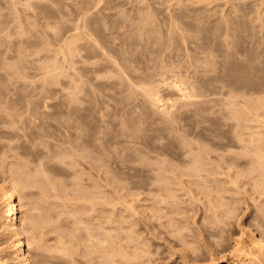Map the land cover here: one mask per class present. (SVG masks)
<instances>
[{
	"label": "rangeland",
	"instance_id": "rangeland-1",
	"mask_svg": "<svg viewBox=\"0 0 264 264\" xmlns=\"http://www.w3.org/2000/svg\"><path fill=\"white\" fill-rule=\"evenodd\" d=\"M0 11L1 13L4 12V13H0V33L3 31H5L2 35L3 36H0V38L2 37V41L0 40V43H2L0 45V53H1V57L4 59L6 54L9 56L11 55L9 58L11 59L12 56L14 58H12V60L10 61V59H8L6 56V58L8 59H5L6 61L8 62H12L14 59V62L20 60L18 57H16L17 55L22 58L23 55L27 56L26 59L25 56L24 59L26 60H23L24 64L23 67H22V71L27 70L29 68V72L33 69V74H29L28 70H27V74L26 75H21V76H16V77H19V80L17 78V80L15 79V77L12 78V76H9L6 74V69L0 65L1 67V72L3 71V68H4V71L2 72L3 74H1L0 72V76H1V82L3 80V83L0 84V89L3 90V92L0 91V99H2L3 103H4V106L7 108V111L8 109L9 112H11V108H13V114L15 116V119H17L19 116L18 115H22L20 116L21 118L20 119H17L19 125L17 122H13V123H9L7 126L5 125L3 128L0 127V130H1V134H0V147H3V148H0V177L2 176V178H0V180L2 181V179L4 180V178L7 180L9 179L8 181H10V177H12L13 175V170L16 165L18 167H20L21 169L25 168L26 165L24 162L26 161L27 164H30L29 166L27 165V168H25L24 170H28V171H32L31 170V166H34L37 162L39 161H43V159L46 157L48 158H53L51 159L52 160V163L54 164V161L55 163L56 162H60V164H54L55 166H57L58 169H54L53 167H55L54 165L52 166L53 169L50 171V174H53L51 175L52 177V180L53 181V186L51 187V190L50 188L46 190H44V193L43 191L39 190L38 191V188H35V190L39 193H36V191L33 189V188H29V194H24L22 191H18L17 192V195L18 197H16L17 201L19 203H21L20 205V208L19 209V213L18 215L21 216V215H25L27 217V219H29V217L31 219H33L36 223V226H35V230L37 232L40 231V234L43 235V240L42 242L45 243V241H47L45 244L43 243V247H46V248H43V247H38L37 244L35 245V243L30 246L29 248V255H31V257L29 256V260L31 261L30 264H54L53 262V259H54V255L58 254L61 249H57V248H60V238H62L64 241H66L67 239L70 240V237L74 234H76L77 232L80 233L82 231V228L85 226L89 227L94 233H98L97 236L104 241V239L107 241L106 243L109 244L110 243V240H109V237L106 235V233L110 230V232H112L114 235L115 240H116V243H115V247L114 246H110L108 247V250L103 251L104 254H107L108 251H111L112 248H122L124 247V249L129 252V255L128 257H132L131 261H134L136 263H139V264H187V263H190V264H202V262H204L203 264H209V262L207 263V259H200L199 261H196V262H192V261H188L187 263H185L186 261H184L182 263V261L184 260L183 257H181L179 255V251H178V248L179 246L177 244H175V242L173 243V232H171L170 234V227H169V219L168 216H172V215H175V216H179L181 215V213L179 214L177 211H180V212H183V211H192V209H194L196 207V205L200 204V200L196 197H193L192 198V195L190 193V189L192 190L191 192H198L200 191L202 188H204V186H202V184L200 185V183H202L206 178L208 179H213V180H217V181H228V180H231V179H239L240 180H246L248 178H251L253 175V173L250 172L249 169H253L254 173L257 172V166H256V162H257V157H256V154H257V150H258V145H259V142H258V139L256 140V138L259 137V128H260V122L258 120V114L260 112V108L257 107L258 106V103L260 101V93L258 94L257 91H254L252 90L251 88H249L248 86H246L244 83H241V82H238L237 80H235L233 78L232 75H229V76H226V77H223L222 76V72H221V62H223L224 60H227L229 58V56L231 55H227V53L225 54L224 52H227L228 50V45L227 43H225L226 40H229L231 41V44H230V47H231V50H232V55L235 57V59L237 60H241L243 61L244 59H246L248 57V55L250 54V52L253 50V49H257V47L260 48V42H259V39L257 37V35H255L253 33V29H251L252 27H249V26H245V27H239V28H234V29H227L225 25L224 27H220L218 28V25H223V24H220V21L223 23L225 21L224 16H228V11L230 9H233L234 10V6L236 7V4L237 5H240L242 6V4L245 3V5L247 4L248 6V9L249 8H255L256 10L259 9V8H263L262 6H264V4H262L261 2L264 1V0H244V1H239V0H209V2H206L205 3V6H204V3H196L194 2L193 0H0ZM17 1V3H16ZM228 1V2H227ZM230 1V2H229ZM234 1V2H233ZM238 3H237V2ZM247 1V2H246ZM256 5H254L255 3ZM261 1V2H259ZM10 2V3H8ZM13 2V3H12ZM31 4H30V3ZM189 2L191 4H189ZM193 2V3H192ZM227 2V4H225ZM236 2V3H235ZM139 3V4H138ZM177 3V4H176ZM179 3V4H178ZM196 3V5L194 4ZM209 3V4H207ZM253 3V4H252ZM260 3V4H258ZM7 4V5H6ZM157 6H156V5ZM160 4V5H159ZM194 4V5H193ZM203 4V5H202ZM208 6H207V5ZM252 4V5H250ZM6 5V6H5ZM15 5V6H14ZM44 5V7H43ZM99 5V6H98ZM180 5V6H179ZM185 5V6H184ZM225 5V6H224ZM262 5V6H260ZM11 6V7H9ZM18 6V7H17ZM47 6V7H46ZM229 6V7H228ZM257 6V8H256ZM3 7V8H2ZM91 7V8H90ZM142 7V8H141ZM167 7V8H166ZM193 7V8H192ZM195 7V9H194ZM204 7V8H203ZM220 7V8H219ZM224 7V9L222 8ZM232 7V8H231ZM7 8V9H6ZM17 8V9H16ZM47 8V9H46ZM138 8V9H137ZM150 8V9H149ZM152 8V9H151ZM2 9V10H1ZM57 11H56V10ZM175 9V10H173ZM185 11H184V10ZM197 9V10H196ZM223 9V10H222ZM4 10V11H3ZM17 10V11H16ZM98 10V11H97ZM168 10V12H167ZM192 10V11H191ZM200 10V11H199ZM216 10V12H215ZM218 10V11H217ZM12 11V12H11ZM42 11V12H41ZM51 11V12H50ZM122 11V12H121ZM129 11V12H128ZM171 11V12H170ZM191 11V13H190ZM220 11V12H219ZM222 11V12H221ZM225 11V13L223 12ZM92 12V13H90ZM120 12V13H119ZM146 12V13H145ZM13 13V14H11ZM35 15H34V14ZM38 13V14H37ZM43 15H42V14ZM125 13V14H124ZM129 13V14H128ZM144 13V14H143ZM156 15H155V14ZM172 15H171V14ZM179 13H184L185 15L187 16H179ZM223 14L220 15V14ZM255 14V12H253ZM7 14V15H6ZM15 14V15H14ZM118 14V15H117ZM146 14V15H145ZM148 14V15H147ZM169 14L171 16H169ZM176 14V15H175ZM178 14V15H177ZM189 14V15H188ZM207 14L210 16H207ZM3 15V16H2ZM29 15V16H28ZM142 17H140V16ZM207 16L208 19H209V22L210 23H213L212 25H214V28H213V32H216L215 34L217 35H213V32L211 31L210 33L208 32L207 34L208 35H205L206 37H198L197 39L195 38V41H198V42H192L191 40H189V37H192L194 36L195 34V31H194V26L192 25L191 23V20L193 18H201L203 16ZM215 15V16H214ZM13 16V17H12ZM15 16V17H14ZM35 16V17H34ZM45 16H46V19H45ZM151 16V17H150ZM156 16V17H155ZM170 19H169V17ZM195 16V17H194ZM197 16V17H196ZM220 16V17H219ZM11 17L12 20H10L9 18ZM37 17V18H36ZM84 17V18H83ZM102 17V18H100ZM140 19H139V18ZM150 17V18H149ZM190 17V19L188 18ZM193 17V18H192ZM223 17V18H222ZM17 18V19H16ZM50 18V20H49ZM83 18V19H81ZM88 18V19H87ZM129 18V19H128ZM132 18V20H131ZM155 18V19H154ZM188 19V20H185V19ZM4 19V20H3ZM19 19V20H18ZM52 19V20H51ZM85 19V20H84ZM94 19V20H93ZM146 20L147 22H145L144 20ZM151 21H149V20ZM151 19H154V20H151ZM164 19V20H163ZM169 19V20H168ZM182 19V20H181ZM184 19V20H183ZM216 19V20H215ZM224 19V20H223ZM3 20V21H1ZM34 20V21H33ZM49 22H48V21ZM82 20V21H81ZM105 20V21H103ZM110 20V21H109ZM113 20V21H112ZM129 20V21H128ZM139 20V21H138ZM157 20V21H156ZM162 20V21H161ZM167 20V21H166ZM174 20V22H173ZM175 20L176 22H178L180 20V23L178 22V24H176L175 28L178 27V25H181L179 26L177 29L173 28L174 27V24H175ZM15 21V22H14ZM17 21V22H16ZM32 21V22H31ZM78 21V22H77ZM85 21V22H84ZM96 21V22H95ZM105 23H103V22ZM136 21V22H135ZM154 21V22H153ZM171 21V22H170ZM57 22V23H56ZM64 22V23H63ZM123 22V24H122ZM125 22V23H124ZM135 24H134V23ZM145 22V23H144ZM170 22V23H169ZM183 22V23H182ZM259 22V21H258ZM257 22V24H258ZM10 23V24H9ZM16 23V24H15ZM20 25H19V24ZM66 23V24H65ZM72 23V24H71ZM109 23V24H108ZM139 23V24H138ZM148 24V25H144V24ZM149 23H153V24H149ZM173 23V24H171ZM186 23V24H185ZM15 24V25H14ZM18 24V25H17ZM51 24H53V26L51 27ZM59 24V25H58ZM68 24V25H67ZM75 24H77L76 26H74ZM85 24V26H84ZM95 24V25H94ZM121 26H120V25ZM142 24V25H141ZM167 26H165V25ZM172 25V27L168 30L169 26ZM7 25V26H6ZM90 25V28L88 27ZM130 25V26H129ZM136 25H140V26H136ZM15 27V29H13ZM31 26V27H30ZM48 26V27H47ZM50 26V27H49ZM78 26V27H77ZM113 26V27H112ZM135 26V27H134ZM146 26V27H144ZM148 26V27H147ZM163 26H165L163 28ZM185 26V27H184ZM187 26L189 28H187ZM2 27V29H1ZM10 27V28H9ZM12 27V28H11ZM30 27V29L28 28ZM66 27V28H64ZM75 27V30H73ZM82 27L86 28L82 30ZM96 27V28H94ZM111 27V28H110ZM120 27V28H119ZM122 27V28H121ZM130 27V28H129ZM144 27L143 30H140ZM59 28V29H58ZM116 28V29H115ZM147 28L149 29V31L147 30ZM156 28V29H155ZM159 28V29H158ZM166 28V29H165ZM180 28V29H179ZM188 32H191V33H188ZM225 28V29H224ZM22 29V30H21ZM45 29V30H44ZM48 29V30H47ZM55 29V30H54ZM62 29V30H61ZM73 31H72V30ZM80 29V30H79ZM90 29V32L89 30ZM107 29V30H106ZM136 29L137 31H142V35L140 34V40L139 38L136 39L138 37L139 34L136 33ZM146 29V30H145ZM154 29V30H152ZM224 29V30H223ZM251 29V30H249ZM14 30V31H12ZM34 30V31H33ZM60 30V32H59ZM72 31V34L73 32H79V33H85L81 36V34L79 35V33L77 34L76 33V38H79L77 42V39H76V42H75V39H72L75 37V34L73 35V37L71 36V31ZM88 30V31H87ZM100 30V31H99ZM116 30V31H115ZM131 30V31H130ZM145 30V31H144ZM157 30V31H156ZM159 30V31H158ZM172 30L171 34H175V35H172L170 34V31ZM179 30V31H178ZM181 30V33H178L180 32ZM7 31H10V32H7ZM18 31L20 33H18ZM23 31V32H22ZM31 31V32H30ZM38 31V32H37ZM44 31V32H43ZM47 31V33H46ZM65 31V32H64ZM87 31V32H86ZM92 31V33H91ZM94 31H97V32H94ZM128 31V32H127ZM169 31V32H168ZM174 31V32H173ZM186 31V32H185ZM194 31V32H193ZM223 31V32H222ZM234 33H233V32ZM13 32V33H12ZM15 32V33H14ZM26 32H28L26 34ZM49 32V33H48ZM51 32V33H50ZM55 32V33H54ZM57 32V34H56ZM106 32V33H105ZM108 32V33H107ZM144 32V33H143ZM156 32V33H154ZM168 32V34H167ZM177 34H176V33ZM193 32V33H192ZM218 32V33H217ZM226 32V33H225ZM7 33V34H6ZM26 35H25V34ZM31 33V34H30ZM35 33V34H34ZM59 33V34H58ZM60 33H61V36H60ZM126 33V34H125ZM128 33V34H127ZM146 33V34H145ZM153 33V34H152ZM183 33V36L181 35ZM186 33V34H185ZM244 33V34H243ZM253 33V34H252ZM6 34V35H5ZM13 34V35H12ZM21 34V35H20ZM41 34V35H40ZM49 34L51 36H49ZM54 34V35H53ZM56 34V35H55ZM68 34V35H67ZM90 34L91 36H88ZM130 34V35H129ZM134 34V35H133ZM137 34V36H136ZM145 34V35H144ZM189 34H191L192 36H190ZM226 37H223L225 36ZM229 34V35H228ZM235 36H234V35ZM5 35V36H4ZM10 35V36H9ZM17 37H16V36ZM31 35V36H30ZM33 35V37H32ZM40 35V36H39ZM58 35V37H57ZM63 35V36H62ZM79 35V36H78ZM85 35V36H84ZM112 35V36H111ZM114 35V36H113ZM150 35V36H149ZM189 35V36H188ZM15 36V38H14ZM24 36V37H23ZM93 36L95 38H93ZM127 36V37H126ZM160 36V37H158ZM162 36V37H161ZM170 36V37H169ZM174 36V37H173ZM177 36V37H176ZM214 36L220 38V36L222 38V41L221 42H218L217 40H213L211 38H213ZM230 36V37H229ZM7 37V38H6ZM8 37H11V38H8ZM21 37V38H20ZM38 37V39H37ZM60 37V38H59ZM71 39H70V38ZM87 39V42H86V39ZM89 39H88V38ZM106 37V38H105ZM117 39H116V38ZM142 37V38H141ZM150 37V38H149ZM168 37V38H167ZM188 37V38H187ZM209 37V38H207ZM248 37V38H247ZM7 40H5V39ZM18 38V39H17ZM24 38V39H23ZM43 38V39H42ZM53 38V40L51 39ZM54 38L56 40H54ZM58 38V39H57ZM62 38V39H61ZM115 38V39H114ZM134 38V39H133ZM157 38V40L155 39ZM171 38H173L171 40ZM178 39V40H175V39ZM200 38V39H199ZM204 38V39H203ZM224 38V39H223ZM13 39V40H12ZM28 39V40H27ZM30 39V40H29ZM68 39V40H67ZM70 39V40H69ZM82 39V41H81ZM91 39V41H90ZM93 39V40H92ZM96 39V41H95ZM98 39V40H97ZM114 39V40H113ZM142 39V40H141ZM154 39V40H153ZM162 39H163V42H162ZM171 41H170V40ZM185 40L186 41H181L180 40ZM6 42H4V41ZM19 40V41H18ZM37 40V41H36ZM58 40V41H57ZM129 40V41H128ZM159 40V41H158ZM169 40V41H168ZM207 40V41H206ZM9 41V42H8ZM27 41V42H26ZM35 41V42H34ZM43 41V42H42ZM45 41V42H44ZM51 41H54L53 43H51ZM57 41V42H55ZM69 41H70V44H69ZM71 41L75 42V43H72ZM99 41V42H98ZM154 41L156 42V44L154 43ZM174 41V42H173ZM252 41V42H251ZM14 42V43H13ZM40 42V43H39ZM50 42V43H49ZM90 42V43H89ZM125 42V43H124ZM132 42V43H131ZM148 42V43H147ZM160 42V43H158ZM168 44H167V43ZM170 42H171V45H170ZM183 42V43H182ZM188 42V43H187ZM192 42V43H191ZM224 44H223V43ZM6 43V44H5ZM14 45H13V44ZM18 45H17V44ZM32 43V45H30ZM36 43V45H35ZM65 43V44H64ZM70 46H68L67 45ZM83 45H80L82 44ZM91 45H89V44ZM97 46H96V44ZM101 43V44H100ZM139 43V44H138ZM154 43V45H153ZM162 43V44H161ZM173 43V44H172ZM186 43V44H185ZM21 44V45H20ZM74 44V46H72ZM85 44H87L88 46H86ZM125 45V46H122V45ZM131 44V46H130ZM133 44L136 46H133ZM137 44L140 45L139 47H137ZM160 44H161V47H160ZM194 44V45H193ZM200 44V45H199ZM205 44V45H204ZM214 44V46H213ZM7 45V48H5ZM52 45V46H51ZM101 46V47H98ZM103 45V46H102ZM107 45V47H106ZM158 45V46H157ZM166 45V46H165ZM187 45V46H186ZM193 45V46H192ZM202 45V46H201ZM225 45V46H224ZM244 45V46H243ZM260 45V46H259ZM4 46V48H3ZM10 46V47H9ZM14 46V47H13ZM23 46H24V50H23ZM38 47V48H35ZM55 46V47H54ZM65 46V48H64ZM83 46V47H82ZM85 46V47H84ZM121 46V47H120ZM145 46V47H144ZM150 46V47H148ZM154 46V47H152ZM171 46L169 49L168 47ZM175 46V47H174ZM184 46H186L184 48ZM189 46V47H188ZM195 46V47H194ZM235 46V47H234ZM28 48V52L30 51L31 54L28 55V52L26 54H24V52L27 51V48ZM33 47V49H32ZM53 47V48H52ZM60 47V48H59ZM62 47V48H61ZM73 47H80L78 48L77 50L73 49ZM124 47V48H123ZM183 47V48H182ZM188 47V48H187ZM197 47V48H196ZM200 47V48H199ZM213 47V49H211ZM10 48V49H9ZM17 48V49H15ZM26 48V49H25ZM50 48V49H49ZM58 48V49H57ZM71 48V49H70ZM128 50H127V49ZM140 48V49H139ZM142 48V49H141ZM153 48V49H152ZM187 48V50H186ZM195 48V49H194ZM12 49L14 51V53H12ZM30 49V50H29ZM32 49V50H31ZM34 49L36 50V52L34 51ZM67 49V50H66ZM70 49V52H68ZM80 49L82 51H80ZM102 49L104 50V52L102 53ZM138 49V51H137ZM191 49V50H189ZM200 49V50H199ZM235 49V50H234ZM5 50V52H4ZM11 50V52L9 51ZM16 50L18 52H22V56L20 55V53L16 52ZM24 52H23V51ZM61 50H63L62 52H60ZM74 51V54L72 53V51ZM136 50V51H135ZM142 50V51H141ZM205 50V51H203ZM245 50V51H244ZM33 51V52H32ZM39 55H37L38 53ZM43 53H42V52ZM49 51V53H48ZM52 51V52H51ZM75 51H76V54H75ZM77 51H78V54H77ZM91 51V52H90ZM111 51V52H110ZM124 51L126 53H124ZM135 51V52H134ZM148 51V52H147ZM150 51V52H149ZM153 51V52H152ZM185 51V52H184ZM188 51H190L189 53H187ZM195 51V52H194ZM201 51V53L199 52ZM224 51V52H223ZM237 51V52H236ZM248 51V52H247ZM16 52V53H15ZM55 52V53H54ZM60 52V53H59ZM90 52V53H89ZM107 54H106V53ZM157 52V53H156ZM170 56H169V54ZM194 52V53H193ZM208 52H210L213 56H214V59L216 60V72H209L207 71L206 67L204 66V62L201 60L203 59L202 57H204V55H206ZM216 54H215V53ZM239 52V53H238ZM5 53V54H4ZM11 53V54H10ZM33 53V55H32ZM36 53V55H35ZM45 53V54H44ZM69 53V54H68ZM121 53V54H120ZM124 53V54H123ZM149 53V54H148ZM151 53V54H150ZM186 53V54H185ZM198 53V54H197ZM205 53V54H204ZM3 54V55H2ZM12 54H16L15 56L12 55ZM51 54V55H50ZM105 54V55H104ZM114 54V55H113ZM188 54V55H187ZM204 54V55H202ZM218 54V55H217ZM239 54V55H238ZM245 55L244 57L242 55ZM33 57H32V56ZM46 55V56H45ZM66 55V56H65ZM71 55V56H70ZM75 55V56H74ZM134 55V56H133ZM154 55V56H152ZM178 55V56H177ZM186 55V57H184ZM4 56V57H3ZM35 56H39V59H43L44 62H42L43 60H41V63H40V60L35 57ZM54 56V57H53ZM66 58H65V57ZM73 56V57H72ZM90 56V57H89ZM109 56V57H108ZM116 56V57H115ZM132 56V57H131ZM152 56V57H151ZM157 56V57H156ZM159 56V57H158ZM162 56V58H161ZM189 60H188V57ZM192 56V57H191ZM198 56V57H197ZM200 56V57H199ZM226 56V57H225ZM0 57V59H1ZM16 57V58H15ZM32 57V58H31ZM41 57V58H40ZM47 57V58H46ZM81 57V58H80ZM85 59H84V58ZM104 57H105V60H104ZM113 57V58H112ZM119 57V58H118ZM122 57V58H121ZM155 57V58H154ZM167 57V58H166ZM216 57V58H215ZM238 57V58H237ZM31 58V59H30ZM54 58V59H53ZM56 58V62L54 61ZM98 58V59H97ZM100 58V60H99ZM111 58V59H110ZM115 58V59H114ZM127 58V59H126ZM130 58V59H129ZM132 58V60H131ZM193 58V59H192ZM200 60H198V59ZM219 60H218V59ZM224 58V59H223ZM226 58V59H225ZM33 59V61H32ZM37 59V61H36ZM47 59V60H46ZM49 59H51L49 61ZM55 62H53L52 61ZM69 61H68V60ZM82 59V60H81ZM103 61H102V60ZM109 59L111 61H109ZM172 59V60H171ZM182 59V60H181ZM184 59V60H183ZM29 60V62H28ZM35 60V61H34ZM39 60V61H38ZM47 62H46V61ZM66 60V61H65ZM116 62H115V61ZM118 60V61H117ZM161 60V62H160ZM178 60V61H177ZM32 61V62H31ZM52 61V62H51ZM65 61V62H64ZM68 61V63H67ZM75 61V63H74ZM89 61V62H88ZM94 61V62H93ZM128 61V62H127ZM170 61H173L172 64ZM183 61V62H182ZM200 61V62H199ZM34 62V64H33ZM37 62V63H36ZM39 62V63H38ZM50 62V63H49ZM89 64H87V63ZM107 62V63H106ZM109 62H112V63H109ZM114 62V63H113ZM118 62V63H117ZM130 62V63H129ZM133 62V63H131ZM180 62V64H178ZM190 62V63H189ZM199 62V64H197ZM28 63V64H26ZM42 63H45L44 66H45V70L44 69V66H42L43 64ZM48 63V64H46ZM52 63V64H51ZM92 63V64H91ZM95 63V64H94ZM118 66H117V64ZM149 63V64H148ZM187 63V64H186ZM202 63V64H201ZM204 63V64H203ZM27 66H26V65ZM29 64H33L35 66H31ZM40 64V65H39ZM42 64V65H41ZM50 64V65H49ZM60 64V65H59ZM113 64V65H112ZM133 64V65H131ZM173 66H172V65ZM192 64V66H191ZM195 64V65H194ZM39 67H38V66ZM55 65V66H54ZM69 65L68 69H67V66ZM83 65V66H82ZM112 65V66H111ZM128 65V67H127ZM155 65V66H154ZM171 66V67H168V66ZM178 65V66H177ZM198 65V66H197ZM203 65V66H202ZM25 66V68H24ZM29 66V67H28ZM42 66V67H41ZM46 66H48L47 68L49 69L51 66L52 70H57L55 67H58L59 70L57 71H53L55 72L54 73H51V69L48 70V75L46 74ZM54 66V68H53ZM106 66V67H105ZM132 66V67H131ZM134 66V67H133ZM174 66L176 68H174ZM191 66V67H190ZM71 67V68H70ZM91 67V68H89ZM118 67V68H117ZM137 67V68H136ZM173 67V68H172ZM180 67V68H178ZM186 67V68H185ZM198 67V68H196ZM38 68V69H37ZM40 68H43L41 71ZM74 68V69H72ZM170 68V69H169ZM196 68V69H195ZM32 69V70H30ZM110 69V70H109ZM132 69V71H130ZM137 69V71H136ZM163 69V70H162ZM167 72H166V70ZM180 69V70H179ZM39 72L38 74L40 73H43L45 71L44 74H40L38 75L37 72ZM40 70V71H38ZM63 70H64V73H63ZM66 70V71H65ZM70 70V71H69ZM73 70V71H72ZM76 70V71H74ZM81 73H80V71ZM123 70V72H122ZM156 72H155V71ZM187 70V71H186ZM205 70V71H204ZM50 71V72H49ZM62 71V72H61ZM78 71V72H77ZM90 71V72H89ZM109 71V72H108ZM113 71V73L111 72ZM125 71V72H124ZM136 71V72H135ZM171 71H174V72H171ZM176 71V72H175ZM26 72V71H24ZM36 72V73H35ZM57 72V73H56ZM97 72V74H95ZM100 72L101 73V77H98L100 75ZM106 72V74H104ZM120 72V73H119ZM122 72V73H121ZM133 72V73H132ZM159 72V73H158ZM165 72V73H164ZM208 72V73H207ZM58 73H60V75H58ZM63 73V74H62ZM87 73V74H86ZM89 73V74H88ZM104 76H103V74ZM125 73V74H124ZM158 73V75H157ZM163 75H162V74ZM175 73V74H174ZM51 74V76H49ZM54 74L56 77L58 75V78L56 77H53ZM68 74V75H67ZM80 74V75H79ZM95 74V75H94ZM118 74V76H117ZM124 74V76H123ZM129 76V78H131L129 80V78L127 77V75ZM160 74H161V77H160ZM206 74V75H204ZM5 75V76H3ZM30 75V76H29ZM38 75V77L35 79V77ZM45 75V76H44ZM72 75V79L74 78V83H72V80L71 79V76ZM91 75V76H90ZM113 75V76H112ZM116 77H115V76ZM152 75V76H151ZM154 75V76H153ZM172 77H171V76ZM182 75V76H181ZM184 75V76H183ZM23 76V77H22ZM26 76V77H24ZM40 76V77H39ZM49 76V78H48ZM85 76V77H84ZM96 76V77H95ZM123 76V77H121ZM137 76V77H136ZM177 76V77H176ZM214 76V77H213ZM221 76H222V80H221ZM9 77V82L6 81ZM11 77V78H10ZM47 79H46V78ZM51 77V78H50ZM53 77V78H52ZM70 77V78H69ZM81 77L84 79L82 80ZM100 78V80L98 78ZM105 77V78H104ZM109 77V78H108ZM164 77V78H163ZM182 77V79H181ZM184 77H185V80H184ZM189 77V78H188ZM220 79H219V78ZM2 78H5V79H2ZM23 79V82H22V79ZM30 78V79H28ZM76 78V79H75ZM94 78V79H93ZM96 78V79H95ZM102 78V79H101ZM112 78V79H111ZM134 78V80H133ZM136 78V79H135ZM149 78V79H148ZM153 78V79H152ZM169 78V80H168ZM176 78V79H175ZM195 78V79H194ZM216 78V79H215ZM35 79V81H34ZM42 79V81H41ZM44 79V81H43ZM52 79V80H51ZM57 79V80H56ZM121 79V80H120ZM157 79L159 82H157ZM164 79H166L165 81L167 82H163ZM180 79V80H179ZM214 79V80H213ZM224 79V80H223ZM10 80H12L11 82H13V84H11ZM15 80L17 81V83L19 82L20 86L18 85L17 86H10V85H17V83L15 82ZM32 80H33V83H32ZM51 81L49 82L48 84V81ZM78 80V81H77ZM81 80V81H80ZM93 80V81H92ZM106 80V81H105ZM112 80V81H111ZM129 80V82H128ZM139 80V81H138ZM173 80V82L171 81ZM178 80V81H177ZM184 80V81H182ZM188 80L189 82H192L190 83L191 85H188ZM213 80V81H212ZM217 80V81H216ZM220 81V84H219V81ZM226 80V83L224 82ZM21 81V82H20ZM44 82V83H41V82ZM54 82L55 85H54ZM132 81V82H131ZM143 81V82H141ZM144 81H146L144 83ZM156 81V82H155ZM177 81V82H176ZM217 83H216V82ZM8 82V83H7ZM27 84H25V83ZM36 82V83H35ZM42 84V88H41V85H40V89L39 88V85ZM80 86H79V84ZM85 82V83H84ZM123 82V83H122ZM125 82V83H124ZM137 82H139V87L136 86V84H138ZM153 83L156 85L154 86V84H150L149 86V83ZM163 84H162V83ZM172 82V83H171ZM185 82V87L187 88H183L182 87V83ZM194 84L192 86V84ZM210 82V83H209ZM224 82V83H223ZM10 83V85H9ZM22 83V84H21ZM32 83V84H30ZM82 83V84H81ZM113 85H112V84ZM134 86H132V84ZM149 86V88L151 87L152 89H154L155 87H157L158 89H154V90H157V91H153L154 94L157 93V96L158 98H160V102L157 101L156 104H153V106L151 105L152 103L150 102V100H148V96H145L146 94H144V91L143 89L141 90L140 88H145V85L147 86V84ZM157 83V84H156ZM161 83V84H160ZM166 85H165V84ZM178 84V85H181L179 88H181V90H194L193 88L195 87L196 88V91L200 93V95L197 97V99L195 98L194 100H192V98H186L188 96H185V95H182V91L179 90L177 84L176 85H173V84ZM180 83V84H179ZM224 85H223V84ZM233 83V84H232ZM3 84V86H2ZM53 84V85H52ZM73 85V87L70 86ZM104 84V85H103ZM127 84V85H126ZM145 84V85H143ZM160 84V85H159ZM172 84V85H171ZM198 84V85H197ZM27 85V89L26 87L23 88V86H26ZM38 85V87L36 86ZM45 85L48 86V89L47 87L45 88ZM61 85V86H60ZM218 85V86H217ZM223 85V87H221ZM22 86V87H21ZM30 86V88H29ZM32 86H36L35 87V90L33 89ZM75 86V88H74ZM80 88H78V87ZM95 86V87H94ZM99 86V87H98ZM119 86V87H118ZM131 86V88H129ZM141 86V87H140ZM143 86V87H142ZM163 86V87H162ZM170 86V87H169ZM190 86V87H189ZM200 86V87H199ZM245 86V87H244ZM6 87V88H4ZM9 89H8V88ZM32 87V88H31ZM51 87L53 89H51ZM70 87V88H68ZM79 91H78V89ZM176 87V88H175ZM192 87V88H191ZM217 87V88H216ZM244 87V88H243ZM16 88V90L14 89ZM23 88V90L21 89ZM37 88V89H36ZM45 88V89H44ZM72 88V89H71ZM74 88V89H73ZM83 88V89H81ZM94 88H96L94 90ZM106 88V89H105ZM178 88V89H177ZM191 88V89H190ZM201 88V89H200ZM243 88V89H242ZM20 89V90H19ZM25 89V90H24ZM40 89V90H39ZM132 91H131V90ZM140 89V91H138ZM186 89V90H185ZM204 89V91H203ZM213 89V90H212ZM217 89V90H216ZM22 90V92H21ZM26 90L27 92L29 93H26ZM33 90L36 92H33ZM44 90L46 91V93L44 92ZM47 90H50L52 92L49 93V91ZM58 90V91H57ZM76 90V91H75ZM99 90V91H97ZM159 90V91H158ZM180 92H179V91ZM206 90V91H205ZM222 90V91H221ZM252 90V91H250ZM12 91V92H11ZM20 93H19V92ZM25 91V93H24ZM41 92V93H38V92ZM43 91V93H42ZM63 91V92H62ZM74 93H73V92ZM92 91V93H91ZM94 91V92H93ZM111 91L113 94H111ZM142 91V92H141ZM5 92V93H4ZM7 92V93H6ZM31 92V93H30ZM59 92V93H58ZM78 92V93H77ZM115 92V93H114ZM135 92V93H134ZM162 92V93H161ZM207 92V93H205ZM219 92V93H218ZM231 92V93H230ZM243 92V93H242ZM249 92V94H247ZM251 92V93H250ZM15 93V94H14ZM23 93V94H21ZM33 93V94H32ZM35 93V95H34ZM48 93V94H47ZM95 93V94H94ZM100 93V94H99ZM104 95H103V94ZM127 93V94H126ZM141 93V94H140ZM201 93L203 95H201ZM209 93V94H208ZM215 93V95L213 94ZM229 93V94H228ZM246 93V94H245ZM255 93V94H254ZM258 95H257V94ZM3 97H2V95ZM13 96H12V95ZM18 94V95H17ZM52 94V95H51ZM99 94V95H98ZM116 94V95H115ZM134 94V95H132ZM213 94V95H212ZM244 94V95H243ZM253 94V95H252ZM8 95V96H7ZM24 95H26V98L28 101H30L31 104L28 105V101H26L24 98ZM32 95V97L30 96ZM44 95H47L44 97ZM49 95H51V99L49 97ZM67 95V97H65ZM70 95V96H69ZM73 95V96H72ZM75 95V96H74ZM90 95V96H89ZM142 97H140V96ZM160 95V97H159ZM182 95V96H181ZM206 95V96H204ZM212 95V96H210ZM221 95V96H220ZM239 95V96H237ZM249 95V96H248ZM15 96V98H14ZM16 96H20L17 100H16ZM30 96V97H29ZM33 96L37 97L36 98V101H37V106L35 104V99L33 98ZM44 98H43V97ZM89 96V97H88ZM105 96H107L105 98ZM145 96V98H143ZM155 96V95H153ZM185 98H184V97ZM202 96V98H201ZM208 96V98H207ZM229 96V97H228ZM231 96L233 97V99H231ZM256 96V97H255ZM5 97V98H4ZM41 97V98H39ZM49 97V98H48ZM71 97V98H70ZM130 97V98H129ZM174 97V98H173ZM235 97V98H234ZM8 98V100H7ZM12 98V99H11ZM14 98V99H13ZM29 98V99H28ZM30 98L32 100H30ZM47 98L46 100L50 103H48L46 100L44 101V103L46 102V105L43 103V100ZM67 98L68 102L69 103H66L67 100H65ZM111 100H109V99ZM170 100H169V99ZM176 98V99H175ZM178 98V99H177ZM182 98V100H181ZM6 99V102L4 100ZM34 99V100H33ZM40 101H38V100ZM59 99V101H57ZM62 99V100H61ZM72 99V100H71ZM92 99V100H91ZM94 99V100H93ZM102 99V101H101ZM104 99V100H103ZM143 99V100H142ZM175 99V100H174ZM180 99V100H179ZM185 99V100H184ZM190 99V100H189ZM200 99V101H199ZM208 99V100H207ZM212 99V100H211ZM15 100L17 102L14 103L12 102V104H9L7 101H13ZM19 100V102H18ZM23 100V101H22ZM52 100V101H51ZM114 100V101H113ZM174 100V101H173ZM192 100V101H191ZM203 100V101H202ZM233 100V101H232ZM22 103H21V102ZM33 101V102H32ZM76 101V102H75ZM82 101V102H80ZM93 101V102H92ZM106 101V102H105ZM122 101V103H121ZM149 101V102H148ZM179 101V102H177ZM186 101H190L189 103L186 102ZM208 101V102H207ZM212 103H211V102ZM220 101V102H219ZM24 102V103H23ZM27 102V103H25ZM39 102V104H38ZM54 102V103H53ZM78 102V104H77ZM117 102V103H116ZM173 102V103H172ZM176 102V104L174 103ZM232 105H231V103ZM241 102V103H240ZM8 103V104H6ZM11 103V102H10ZM22 105V108H23V105H25L24 107V110L22 111V108L20 107ZM33 103V104H32ZM40 103L44 104L45 106L51 108V110L49 108H41V107H44V105H41ZM60 103V104H59ZM62 103V104H61ZM72 103L76 104V105H73ZM86 103V104H85ZM105 103H108L107 106ZM119 103V104H118ZM129 103V104H128ZM150 103V105H149ZM183 103V108L181 107V104ZM186 103H187V106H189L188 108H186ZM197 103V104H196ZM204 103V104H202ZM227 103L229 105H227ZM234 103V104H233ZM245 103L249 106L246 105V108H245ZM254 103V105H253ZM19 104V105H18ZM35 104V105H34ZM53 104V105H52ZM64 104V105H63ZM69 104V106H68ZM104 104V105H103ZM126 104V105H125ZM129 106H128V105ZM159 104H160V107H159ZM189 104V105H188ZM191 104V106H190ZM193 104V105H192ZM235 104H238V105H235ZM256 104V105H255ZM8 105V107L6 106ZM11 105H13L12 107H10ZM16 105V106H15ZM18 105V107H17ZM27 105L29 106V108L27 107ZM30 105L32 106H36L38 107V110H39V114H43V112L45 111V113L43 114L46 119H44V116H42V118L44 120H42L41 116L39 114H37L38 110L36 111V109L33 108V110L30 108ZM39 105V106H38ZM48 105H51L54 107L55 110H53V107H50ZM59 105H60V108H59ZM80 107H79V106ZM106 105V107H104ZM139 105V106H138ZM142 105V106H141ZM165 105V106H164ZM185 105V106H184ZM196 105V106H194ZM210 105V106H208ZM217 105V106H216ZM253 105V106H251ZM64 106V107H63ZM74 106V107H73ZM111 106V108H110ZM137 106L139 109L136 110L135 107ZM152 106V107H151ZM157 106V107H155ZM165 108H163V107ZM171 106V107H170ZM180 106V107H179ZM228 106V107H227ZM257 107V109L253 108V107ZM18 108V110L21 108L20 111L23 112V114H21L22 112L20 111H17V113H15L16 111H14V109ZM58 107V108H56ZM63 107V112H61V108ZM67 108H70L68 109L67 111ZM72 107L75 109H72ZM76 107V108H75ZM103 107V108H102ZM108 107V108H107ZM128 107V108H127ZM154 107V108H153ZM242 107V108H241ZM252 107V108H251ZM28 108V111L27 109ZM79 108V109H78ZM81 108V109H80ZM94 108V109H92ZM100 108V110L98 109ZM180 108V109H179ZM196 108V109H195ZM231 108H233L231 110ZM251 110V112H248ZM30 109V110H29ZM44 109V110H43ZM49 109V110H48ZM76 109H78L76 111ZM104 109V111H103ZM108 109V111L106 112V110ZM157 109V110H156ZM167 109V110H166ZM187 109V110H186ZM241 111H240V110ZM243 109V111H242ZM255 110V113H253ZM30 116L29 112H34L33 114L35 115L34 117H36L37 115H39L38 117H36L37 119L36 120H42V125L39 121L37 122L33 116H30L29 118L33 117V119H28L26 118V116L28 117V115ZM32 110V111H31ZM35 110V111H34ZM41 110V111H40ZM53 110V111H52ZM57 110V111H56ZM61 110V111H60ZM73 110V112H72ZM81 110V111H80ZM99 110V111H98ZM163 112H162V111ZM203 110V111H202ZM226 110V112H225ZM236 110V111H234ZM239 110V111H238ZM49 111V112H48ZM74 111L75 113L78 112L75 116L74 114ZM84 111V112H83ZM125 111V112H124ZM165 111V113H164ZM170 113H169V112ZM202 111V112H201ZM206 111V113H205ZM219 111V112H218ZM222 111V112H221ZM231 111V113L229 112ZM245 111V112H244ZM258 111V112H257ZM25 112V113H24ZM37 112V113H36ZM42 112V113H40ZM55 114H54V113ZM73 114H72V113ZM96 112V113H95ZM103 114L100 115V113ZM141 112V113H140ZM198 112V113H197ZM236 112V113H235ZM19 113V114H18ZM60 113V114H59ZM67 113L69 114L67 116ZM109 113V114H108ZM115 113V114H114ZM163 113V115H162ZM167 113V114H166ZM169 113V114H168ZM194 113V114H193ZM196 113L197 115L199 116H196ZM218 113V114H217ZM220 113V114H219ZM239 113L242 115H239ZM37 114V115H36ZM50 116V119L49 117L47 116ZM59 114V115H58ZM112 114V115H111ZM143 114V115H142ZM148 114V115H147ZM154 116H153V115ZM204 114V115H203ZM207 114V115H206ZM234 114V115H233ZM256 114V115H255ZM56 116L55 118L53 116ZM58 115V116H57ZM63 115H66V116H63ZM72 115V116H71ZM75 117H74V116ZM92 115V116H91ZM131 115V116H130ZM167 115H170V116H167ZM217 115V116H216ZM226 117H224V116ZM231 115V116H230ZM244 115V116H243ZM255 115V116H254ZM18 116V117H17ZM25 116V117H24ZM82 116V117H81ZM105 116V117H104ZM233 116V118H232ZM58 117V118H57ZM65 117V119L63 118ZM71 118V120L69 118ZM74 117V118H72ZM104 117V118H103ZM166 117V118H165ZM170 117V119H169ZM175 117V118H174ZM197 117V118H196ZM205 120H204V118ZM216 119H215V118ZM222 117H224L222 119ZM231 117V118H230ZM257 119H256V118ZM40 118V119H39ZM47 118H48V121H47ZM70 120V121H68ZM230 118V120L228 119V121L226 119ZM238 118V119H237ZM251 118V119H250ZM22 119H27V121L25 122ZM55 119V120H54ZM57 119V121H56ZM61 122H59L60 120ZM106 119V120H105ZM196 119V120H195ZM242 119V120H241ZM248 119V120H247ZM31 120V121H30ZM35 120V122L33 121ZM68 123H65L63 121H66ZM73 120V122L71 123V121ZM75 120H78L77 124H75ZM104 120V121H103ZM139 120V121H138ZM151 120V121H150ZM160 120V121H159ZM221 120V121H220ZM238 122H237V121ZM247 120V121H245ZM16 121V120H15ZM20 121V122H19ZM33 121V122H32ZM52 121H55L57 122L56 123V126H55V122H52ZM75 121V122H74ZM89 121V122H88ZM109 121V122H108ZM141 121V123H140ZM158 121V122H157ZM164 121V122H163ZM202 121V122H201ZM207 121V122H206ZM31 122V124L29 123ZM93 122V123H92ZM104 122V123H103ZM106 122V123H105ZM210 122V123H209ZM232 122V123H231ZM236 124H235V123ZM15 123V124H14ZM17 123V124H16ZM25 123V124H23ZM37 123V124H36ZM59 123V125H57ZM81 123V125H80ZM200 123V124H199ZM239 123V124H238ZM22 124V126H21ZM36 124V125H34ZM39 124V126L43 127V126H47L46 129L45 127L44 128H41V130L39 129V127L37 126ZM47 124V125H46ZM69 124V125H67ZM76 126H75V125ZM105 124V125H104ZM108 124V127L107 125ZM203 124V125H202ZM210 124V125H209ZM229 124V125H228ZM233 124V125H231ZM256 124L258 125L257 128H256ZM11 125H14V126H11ZM18 125V126H17ZM27 125V126H26ZM29 125V127H28ZM32 125V126H31ZM50 125V126H48ZM65 125V126H63ZM71 125V126H70ZM90 125V126H89ZM104 125V126H103ZM121 125V126H120ZM128 125V127H127ZM239 125V126H238ZM241 125V126H240ZM253 125V126H252ZM17 126V127H16ZM36 126V127H35ZM68 126V127H67ZM73 126L74 127H78L81 129H79V131L77 129H73L71 128ZM101 126V128L99 127ZM174 126V127H173ZM238 126V128H237ZM248 126V127H246ZM251 126V127H250ZM12 127V129L10 130V128ZM14 127V128H13ZM21 127V129H19ZM35 128L34 131L32 132L31 128ZM37 127L39 130H37ZM51 127V128H49ZM56 129L54 130L53 128ZM65 129H64V128ZM89 127V128H88ZM107 127V128H106ZM110 127V128H109ZM118 127V128H117ZM126 129H125V128ZM236 127V128H235ZM243 127V128H242ZM250 127V128H249ZM253 127V128H252ZM3 130H2V129ZM8 130H7V129ZM29 130H28V129ZM86 128V129H85ZM247 128V129H246ZM256 128V129H255ZM13 129L15 130L16 129V136H13ZM19 129V131L17 130ZM24 129V130H23ZM45 129V130H44ZM51 131H50V130ZM62 129L64 131H62ZM68 129V130H67ZM73 129V130H72ZM84 129V131H82ZM142 129V130H141ZM172 131H171V130ZM218 129V130H217ZM227 129V130H226ZM250 129V130H249ZM254 129V130H253ZM6 130V131H5ZM23 130V131H22ZM36 130V131H35ZM57 130V131H56ZM59 130V131H58ZM67 130V132H66ZM72 130V131H71ZM87 130V131H85ZM106 130V131H105ZM135 130V131H134ZM139 130V131H138ZM157 130V131H156ZM233 132H232V131ZM8 131V132H7ZM9 131H11L12 133H10ZM28 131H30L29 133H27ZM44 131V132H43ZM56 133H55V132ZM61 131V132H60ZM69 131V132H68ZM75 131V132H74ZM77 131V134H74L76 133ZM97 131V132H96ZM130 131V132H129ZM132 131V133H131ZM240 131V132H239ZM248 131V132H247ZM253 131V132H252ZM5 132V133H3ZM7 132V133H6ZM36 132V133H35ZM43 132V133H41ZM47 132V133H46ZM101 132V133H99ZM138 132V133H136ZM181 132V133H180ZM217 132V133H216ZM239 132V133H238ZM245 132V134L243 133ZM252 132V133H251ZM256 134H255V133ZM258 132V133H257ZM10 133V135H9ZM24 133V135H23ZM45 133V134H44ZM64 133V134H63ZM82 133V134H81ZM87 133V134H86ZM91 133V134H90ZM121 133V134H120ZM169 133V134H168ZM194 133V135H193ZM224 133V134H223ZM237 133V134H236ZM241 133H243L241 135ZM249 133V134H248ZM253 133L255 134V136L253 135ZM6 134V135H5ZM12 134V135H11ZM14 134V135H15ZM31 134V136H30ZM37 134V135H36ZM39 134V135H38ZM42 134V135H41ZM61 134V135H60ZM69 134V135H68ZM80 134V135H79ZM85 134V136H84ZM97 134V137H95ZM127 134L129 136H127ZM161 134V135H160ZM168 134V135H167ZM178 134V135H177ZM185 134V135H184ZM188 134V135H187ZM219 134V135H218ZM231 134H233L232 136H230ZM6 138H5V136ZM9 135V137H7ZM22 135V136H21ZM26 135V136H25ZM35 135V136H34ZM45 135V137L43 136ZM54 135V137H53ZM65 135V136H64ZM72 135V137H71ZM80 137H79V136ZM87 135V136H86ZM90 135H94V136H90ZM109 135V136H108ZM117 135V136H116ZM133 135V136H132ZM170 135V136H169ZM172 135V136H171ZM190 135V136H189ZM221 135V137H220ZM235 135L237 137H235ZM240 135H241V138H240ZM47 136V137H46ZM49 136V138H48ZM50 136L53 138H50ZM57 136H60V137H57ZM77 136V137H76ZM81 136L83 138H81ZM115 136V137H114ZM178 136V137H177ZM182 136V137H181ZM186 136V137H185ZM192 136V137H191ZM198 136V138H197ZM218 136V137H217ZM234 136V137H233ZM250 136V137H249ZM252 136V138H251ZM254 136V137H253ZM2 137V138H1ZM31 137V138H30ZM44 139H42V138ZM70 137V138H69ZM89 137V138H88ZM102 137V138H101ZM126 137H129V138H126ZM131 137V139H130ZM168 137V138H167ZM180 137V138H179ZM188 137H189V140H188ZM239 137V139H238ZM5 138V140H4ZM8 138L9 140L12 141L9 142L8 141ZM14 138V139H13ZM15 138H16V141L20 142V145L21 146H25L27 144L30 145L32 143H35L33 146L31 145V147H33V149L31 147H29L27 149V147H21L18 142H16V144L18 146H20V148L15 144ZM18 138H20L21 140L24 139V141L26 142L23 143L24 141L22 140H18ZM28 138V139H27ZM34 138V139H33ZM36 138V139H35ZM57 138V139H56ZM62 138V139H60ZM73 138V139H72ZM79 138V139H78ZM81 138V139H80ZM104 138V139H103ZM159 138V139H157ZM163 138V139H162ZM208 138V139H207ZM234 138V139H233ZM237 140H236V139ZM251 138V139H249ZM255 138V139H254ZM13 139V140H12ZM47 139H49L47 141ZM66 139V140H64ZM74 139L77 141L74 142ZM99 140L98 142L96 141ZM135 139V140H134ZM183 139V140H182ZM194 139V140H193ZM226 139V140H224ZM246 139H247V142H246ZM253 139V140H252ZM57 140H60V141H57ZM79 140V142H78ZM81 140V141H80ZM82 140L83 142H86V143H82ZM92 140H95V144L93 143L94 141ZM104 140V141H103ZM181 140V141H180ZM231 140V141H230ZM256 140V141H254ZM5 141V142H3ZM34 141V142H32ZM43 141H46L43 142ZM51 143H50V142ZM54 141V142H53ZM68 141V142H66ZM169 141V142H168ZM186 141V142H185ZM195 141V142H194ZM227 141V142H226ZM241 141V142H240ZM244 141V142H243ZM249 141L251 143H249ZM9 142V144H8ZM14 142V143H13ZM22 142V144H21ZM32 142V143H31ZM42 142V143H41ZM53 142V143H52ZM57 142V143H55ZM61 142H62V145H61ZM81 142V143H80ZM163 144H162V143ZM180 142V143H179ZM184 142V143H183ZM202 142H204L205 144H203ZM232 142H236V143H232ZM240 142V143H238ZM258 142V145L256 144ZM2 143H7L6 145L5 144H2ZM39 145H38V144ZM48 144L46 145V147L44 146V144ZM55 143V144H54ZM76 143V144H75ZM80 143V144H79ZM92 143V144H90ZM115 143V144H114ZM149 143V144H148ZM161 143V144H160ZM228 143H231V144H228ZM10 144H11V147H10ZM50 144V145H49ZM54 144V145H53ZM66 146H65V145ZM74 144V146L72 147V145ZM78 144V145H77ZM94 144V145H93ZM132 144V145H131ZM168 144V145H167ZM185 144L186 147H185ZM195 144V145H194ZM245 146H244V145ZM250 144V145H249ZM256 144V145H255ZM35 145H38L40 147H34ZM64 145V146H63ZM69 145V146H68ZM96 145V146H95ZM98 145V146H97ZM102 145V147H101ZM112 145V146H111ZM162 145V146H161ZM225 145V146H224ZM236 145V146H235ZM247 145V146H246ZM254 145V146H253ZM8 146V148L6 147ZM14 148H13V147ZM50 146V149L51 150H54V151H51L50 149H48ZM59 146V148L57 147ZM79 146V148H78ZM83 146V147H82ZM121 146V147H119ZM123 146V147H122ZM208 146V147H207ZM219 148H217V147ZM231 146V147H230ZM235 146V147H234ZM240 146V148L238 147ZM250 146V147H248ZM257 146V147H256ZM18 147V148H17ZM44 147H45V150H44ZM48 147V148H47ZM55 147V148H54ZM68 147V149H67ZM74 147H76L75 149H73ZM101 150H100V148ZM133 147V148H132ZM135 147V148H134ZM146 147V148H144ZM198 147V148H197ZM200 147V148H199ZM224 147V148H223ZM226 147V148H225ZM228 147V148H227ZM233 147V148H232ZM237 147V148H236ZM247 147V148H246ZM4 148H7L6 151ZM10 148V149H9ZM21 148L24 149L25 151V154L21 152H19L20 150H22ZM36 148V149H35ZM38 148L41 150L39 151L40 153L37 154V156L35 154L32 155L31 153V150L34 151H37ZM70 148V149H69ZM107 148V149H106ZM127 148V149H126ZM137 148H138V151H137ZM213 148V149H211ZM231 148L233 150L232 153H230L231 151ZM243 149L241 151H239L240 149ZM9 149V150H8ZM16 149V151L14 150ZM57 149H58V152H57ZM64 149V150H63ZM79 149V150H78ZM87 149V150H86ZM206 149V150H205ZM210 149V150H209ZM215 149L214 153H213V150ZM228 151H227V150ZM238 149V151L236 150ZM246 149V150H245ZM249 149V150H248ZM251 149V150H250ZM12 150V151H11ZM29 150V151H27ZM75 150V151H73ZM78 150V151H77ZM93 150V151H92ZM140 150V151H139ZM189 150V151H188ZM198 150V152L196 151ZM200 150V151H199ZM212 150V151H211ZM217 150V152H216ZM226 150V151H224ZM254 152H253V151ZM256 150V151H255ZM4 151V152H3ZM9 151V152H8ZM32 151V152H33ZM47 153H45V152ZM49 151V152H48ZM93 153H92V152ZM108 151V152H107ZM143 151V152H142ZM147 151V152H146ZM168 151V152H167ZM186 155H185V153ZM196 151V152H195ZM210 151V152H209ZM220 151V152H219ZM224 151V153H222ZM237 151V153H236ZM4 154H3V153ZM16 152V153H14ZM19 152V153H18ZM28 152V153H27ZM29 152L31 153L29 155ZM53 152V156L52 153ZM57 152V153H55ZM61 152V153H60ZM68 152V153H66ZM83 152V153H82ZM95 152V153H94ZM103 154H102V153ZM106 152V153H105ZM157 152V153H156ZM205 152V153H204ZM209 152V153H208ZM228 155L225 156L226 153ZM235 152V153H234ZM240 154H239V153ZM14 153V154H13ZM44 153V154H43ZM51 155H50V154ZM59 153V154H58ZM66 153V154H65ZM75 155H73V154ZM76 153H78V156ZM89 155H88V154ZM98 153V155H97ZM130 153V154H129ZM132 153V154H131ZM143 153V154H141ZM147 153V154H146ZM167 153V154H166ZM191 153V155H190ZM199 153V154H198ZM221 153V154H220ZM247 153V155L245 154ZM249 153V154H248ZM255 153V154H254ZM3 154V155H2ZM29 157L30 156H33V158H31V160L29 159V157H27L28 155ZM43 154V155H42ZM62 154V155H60ZM68 154V155H67ZM72 154V155H71ZM110 154V155H109ZM136 156H135V155ZM146 154V155H145ZM151 154V155H150ZM161 154V155H160ZM204 154V155H203ZM217 154V155H216ZM235 154V155H233ZM240 155V156H237V155ZM7 155V156H6ZM17 155H21L23 157L26 156V159L28 160H25V157H21V156H17ZM40 155V156H38ZM42 155V157H41ZM45 155V156H44ZM47 155V156H46ZM49 155V156H48ZM58 155V156H57ZM72 156V158H68L67 156ZM77 155V156H76ZM120 155V156H119ZM128 155V156H127ZM139 155V156H138ZM141 155V157H140ZM143 155V156H142ZM147 155L149 157H147ZM160 155V156H159ZM174 155V156H173ZM177 155V156H176ZM189 155V156H188ZM193 155V156H192ZM210 155V156H209ZM243 155V156H242ZM10 156V157H9ZM15 156V158H14ZM44 156V158H43ZM62 156V157H61ZM97 156V157H96ZM99 156H103L101 158H99ZM151 156V157H150ZM157 156V157H156ZM159 156V158H158ZM163 156V157H162ZM199 156V157H197ZM220 156V157H219ZM223 158H222V157ZM233 156V157H231ZM252 156V157H250ZM2 157V158H1ZM7 157V159H6ZM19 157V158H17ZM75 157V158H74ZM144 157V158H143ZM147 157V159H146ZM154 157V158H153ZM161 157V158H160ZM169 157V158H168ZM189 157V158H188ZM227 157V158H226ZM231 157V158H230ZM239 157H242L239 159ZM245 157V159H244ZM255 157V159L253 158ZM36 158V159H35ZM40 158V159H39ZM45 158V159H46ZM59 158V159H58ZM64 158L63 161H61L62 159ZM68 158V159H67ZM74 158V159H73ZM191 158V159H190ZM192 158H196V160L192 159ZM204 158V159H203ZM206 158V159H205ZM233 158V159H232ZM234 158H236L234 160ZM249 158V159H248ZM251 158V159H250ZM15 161H13V160ZM38 159V160H37ZM44 159V160H45ZM76 159V160H75ZM101 159V160H100ZM121 159V160H120ZM125 159V160H124ZM140 159V161H139ZM143 159V160H142ZM154 159V160H153ZM160 159V160H159ZM167 159V160H166ZM172 159V160H170ZM200 159V160H199ZM203 159V160H202ZM221 161H220V160ZM224 159V160H223ZM232 159V160H231ZM243 159V160H242ZM254 162H253V160ZM3 160V161H2ZM9 160V161H8ZM11 160V162H10ZM20 163L22 162V164L20 165ZM23 160V161H22ZM25 160V161H24ZM32 160H35L34 162ZM69 160V161H68ZM79 160V161H78ZM133 160V161H132ZM135 160V161H134ZM142 160V161H141ZM179 160V161H178ZM192 161V163H187L189 161ZM198 160V161H197ZM202 160V161H201ZM211 160V161H209ZM219 160V161H218ZM224 162H223V161ZM240 160V161H239ZM246 160V161H244ZM252 161L250 163L249 162ZM7 161V162H6ZM14 163H13V162ZM76 161V162H75ZM77 161L79 162L77 164ZM167 161V162H166ZM169 161V162H168ZM172 161V162H171ZM193 161H196V162H193ZM205 161V162H203ZM227 161V162H226ZM230 161H233V162H237V163H232ZM29 162H33L34 165H32L31 163ZM36 162V163H35ZM70 162H72L71 164H69ZM76 165H75V163ZM107 162V163H105ZM146 162V163H145ZM175 162V163H173ZM177 162V163H176ZM199 162V163H198ZM203 162V163H202ZM218 162V163H217ZM229 162V163H228ZM3 163V164H2ZM64 165H63V164ZM69 165H68V164ZM139 163V164H138ZM144 163V164H143ZM148 163V164H147ZM159 163V165H157ZM184 163V165H183ZM212 163V164H211ZM222 163V164H221ZM226 163V164H225ZM233 165H232V164ZM239 163V164H238ZM249 163V164H248ZM10 165V166H6V165ZM74 164V165H73ZM123 164V165H122ZM147 164V166H146ZM150 164V165H149ZM175 164V166H174ZM191 164V165H190ZM193 164H199L200 165V171L198 173L197 170H195L193 167ZM213 167H211V165ZM215 164V165H213ZM219 164V165H218ZM230 164V165H228ZM235 164V165H234ZM251 164V165H250ZM1 165H3V167H1ZM6 167H5V166ZM14 165V166H13ZM63 167H62V166ZM73 165V166H71ZM101 165V166H100ZM142 165V166H141ZM154 169H152L153 167ZM162 165H165V168L162 169L160 167H162ZM181 165V166H180ZM187 165V166H186ZM222 165V166H221ZM241 165V167H240ZM247 165V166H246ZM253 165V166H252ZM59 166V167H58ZM71 166V167H69ZM77 166V167H76ZM83 166V167H82ZM151 166V167H150ZM185 166V167H184ZM210 166V168H208ZM219 166H221L219 168ZM228 166V167H226ZM232 166V167H231ZM250 166V167H248ZM255 166V167H254ZM73 167V168H72ZM76 167V168H75ZM119 167V168H117ZM174 167V168H173ZM181 167V168H180ZM218 167V168H216ZM236 167V168H235ZM240 167V168H239ZM247 167L249 169H247ZM252 167V168H251ZM11 168V170H9ZM66 168V169H65ZM72 168V169H71ZM84 168V169H83ZM124 168V169H123ZM141 168V169H140ZM156 168V169H155ZM180 168V169H179ZM225 168V169H224ZM238 168V169H237ZM8 169V170H7ZM75 169V171H74ZM81 169V170H80ZM109 169V170H107ZM130 169V170H129ZM161 171H159V170ZM170 172H169V170ZM176 171H175V170ZM178 169V170H177ZM194 169V170H193ZM204 169V170H203ZM206 169V170H205ZM214 169V170H213ZM217 169V170H216ZM242 169V171L240 170ZM246 169V170H245ZM6 170V171H5ZM61 170V171H60ZM73 170V171H72ZM78 170V171H77ZM83 170V171H82ZM106 170V171H105ZM141 172H140V171ZM150 170V171H149ZM172 170V172H171ZM185 170V171H184ZM187 170V173H185ZM208 170V171H207ZM210 170V171H209ZM229 170V171H228ZM232 170V171H231ZM236 170V172H235ZM239 170V171H237ZM248 170V171H247ZM109 173H108V172ZM146 171V172H145ZM195 171V172H194ZM220 171H223L222 173ZM245 171V172H244ZM11 174H10V173ZM60 172V173H59ZM76 172V173H75ZM78 172V173H77ZM100 172V173H99ZM175 172V173H174ZM180 172V173H179ZM193 172V173H192ZM211 172V173H210ZM218 172L220 173V175L218 174ZM228 172V173H227ZM232 176H230L231 174ZM238 172V173H237ZM247 172V173H246ZM2 173V174H1ZM65 173V174H64ZM99 173V174H98ZM122 173V174H121ZM159 173V174H158ZM160 173H162L161 175H165V179H156L155 180V177H160ZM172 173V174H171ZM183 173V174H182ZM202 173V174H201ZM215 173V174H214ZM225 173V174H223ZM227 173V174H226ZM239 173H240V176H239ZM246 173V174H245ZM9 174V175H8ZM77 174V175H76ZM90 174V175H89ZM107 174V176L105 175ZM115 174V176H114ZM154 174V175H153ZM158 174V175H157ZM175 174V175H174ZM181 174V175H180ZM187 174V176H186ZM190 174V175H189ZM207 174V175H205ZM230 174V175H229ZM237 174V175H235ZM243 174V175H241ZM245 174V176H244ZM8 175V176H7ZM60 175V176H59ZM63 175V176H62ZM69 175V176H68ZM76 175V176H75ZM145 175V176H144ZM149 175V176H148ZM192 175V176H191ZM194 175V176H193ZM226 175V176H225ZM229 175V177H227ZM234 175V176H233ZM248 175V176H247ZM250 175V177H249ZM5 176V177H4ZM7 176V177H6ZM62 176V177H61ZM72 176V177H71ZM75 180H74V178ZM82 176V177H81ZM100 176V177H99ZM114 176V177H113ZM134 176V177H132ZM137 176V177H136ZM185 176V177H184ZM198 176V177H197ZM211 176H213L211 178ZM223 176V177H222ZM248 178H247V177ZM9 177V178H8ZM69 177V178H68ZM78 177V178H77ZM107 177V178H105ZM118 177V178H117ZM120 177V179H119ZM150 177V178H149ZM167 177V178H166ZM173 177V178H172ZM177 177V178H176ZM197 177V178H196ZM200 177V178H199ZM221 177V178H220ZM225 177V178H224ZM232 177V178H231ZM235 177V178H234ZM238 177V178H237ZM243 177V178H241ZM245 177V178H244ZM61 178V179H60ZM73 180H72V179ZM117 178V179H116ZM148 178V179H147ZM151 178H153L151 180ZM175 178V179H174ZM182 178V180H181ZM189 178V179H187ZM195 178V179H194ZM218 178V179H217ZM227 178V179H226ZM64 179V180H63ZM80 179V181H79ZM83 179V180H82ZM106 179V182H104ZM113 179V180H112ZM146 179V181H145ZM174 179V180H173ZM112 180V181H111ZM126 180V181H125ZM169 180V181H168ZM79 181V182H78ZM83 183H82V182ZM90 181V182H89ZM100 181V182H98ZM156 181V182H155ZM158 181V182H157ZM165 181V182H164ZM183 181V183L181 182ZM196 181V182H195ZM199 181V182H198ZM63 182V183H62ZM73 182V183H72ZM98 182V184H97ZM111 182V183H110ZM115 182V183H114ZM152 182V183H151ZM167 183L171 186L172 190H173V193L175 195H177V199L178 202H175V203H172V204H169V207L168 208H165V211L164 209L161 207L162 206V202H161V195H160V191L158 190V187H159V184L160 183ZM74 183L76 184V186L74 185ZM82 183V184H81ZM107 183V184H106ZM147 183V184H146ZM199 183V185L197 184ZM57 184V186H56ZM68 184L70 186H68ZM74 186H73V185ZM80 186H79V185ZM89 184H93V185H89ZM96 184V185H95ZM100 184H102L100 186ZM110 184V185H109ZM127 184V185H126ZM129 184V185H128ZM145 184V185H144ZM158 184V185H157ZM176 184V185H175ZM193 184V185H192ZM115 185V186H114ZM125 185V186H124ZM182 187H181V186ZM190 185V186H189ZM55 186V187H54ZM61 188H60V187ZM67 186V188H66ZM89 186V188L87 187ZM97 187L96 189L94 187ZM118 186V187H117ZM122 186V187H120ZM131 186V187H130ZM148 186V187H147ZM187 186V187H186ZM196 188H195V187ZM199 186V187H198ZM56 190H54V188ZM77 187V188H76ZM85 187V188H84ZM92 187V188H90ZM111 187V188H110ZM116 188L117 190L115 191L114 188ZM120 187V188H119ZM184 187V188H183ZM248 187L250 188V186L248 185ZM81 188V189H80ZM83 188V189H82ZM154 188H156L154 190ZM181 188V189H179ZM183 188V189H182ZM33 189V190H32ZM63 189V190H62ZM76 191H75V190ZM80 189V191H79ZM85 189V190H84ZM88 189V190H86ZM94 189V190H93ZM107 189L109 191H107ZM132 189V190H130ZM138 189V190H137ZM188 189V190H187ZM96 191V192H93V191ZM100 190V191H99ZM104 190V191H103ZM122 190V192H120ZM141 190V191H140ZM148 190V192H147ZM158 190V191H157ZM34 191V192H33ZM53 191V193H52ZM82 191V192H81ZM84 191V192H83ZM90 193H89V192ZM102 191V192H101ZM137 191V192H136ZM144 191V192H143ZM158 193H157V192ZM21 194H20V193ZM49 192V193H48ZM75 192V193H74ZM81 192V193H80ZM113 192V194H112ZM137 195V193L139 195H137L136 197L133 196ZM135 192H136V195H135ZM152 192H155L154 194ZM34 193V194H33ZM50 193H51V196H50ZM79 193V194H77ZM84 193V194H83ZM87 193V195H85ZM105 194V195H102ZM107 193V194H106ZM111 193V194H109ZM117 193H118V196H117ZM144 193V195H143ZM188 195H187V194ZM231 193V191H230ZM25 196H24V195ZM36 194V195H35ZM49 194V195H48ZM56 194V195H55ZM58 194V195H57ZM67 194V195H66ZM81 194V195H80ZM98 194V195H97ZM109 195H112V196H108ZM131 194V195H130ZM142 194V195H141ZM147 194V195H145ZM158 194V195H157ZM181 194V196L179 195ZM186 194V196L184 195ZM200 196L198 197H202L203 200H205V194L204 193H199ZM21 195V196H20ZM41 195V196H39ZM85 195V196H84ZM101 195V196H100ZM115 195V196H113ZM129 195V196H128ZM154 195V196H152ZM190 195V196H189ZM28 196V197H27ZM35 196V197H34ZM45 196V197H44ZM47 196V198H46ZM49 196V197H48ZM55 196V197H53ZM58 196V197H57ZM62 196V197H61ZM69 196H72V197H69ZM79 196V197H78ZM104 196V197H103ZM107 196V198H106ZM123 196V197H121ZM145 198H144V197ZM159 196V197H157ZM23 197V198H22ZM35 199H33V198ZM75 197V198H73ZM78 197V198H77ZM82 197V198H81ZM85 197V198H83ZM96 197H99L98 199ZM126 199H125V198ZM132 197V199H131ZM143 197V198H142ZM189 197V198H188ZM86 198L88 199L85 200ZM92 198V199H91ZM95 198V199H94ZM106 198V200L103 201V199ZM123 199L124 203L122 202L121 199ZM137 198V199H135ZM141 200H140V199ZM152 198V199H151ZM188 198V199H187ZM21 199V200H20ZM25 199V200H24ZM46 200L45 203L43 202V200ZM70 199V200H69ZM75 199V200H74ZM80 199V200H79ZM82 199V200H81ZM91 199V200H90ZM94 199V200H93ZM120 199V201L118 200ZM131 199V201L129 200ZM150 201H149V200ZM194 199V200H193ZM200 201H198V200ZM83 200H84V203H83ZM97 200L99 203H97ZM114 200V201H113ZM126 200L128 201V203L125 205L126 203ZM135 202H133V201ZM154 200V201H153ZM157 200V201H156ZM181 200V201H180ZM56 201V203H55ZM72 203H71V202ZM87 201V202H85ZM91 201V203H90ZM116 201V202H115ZM148 201V202H147ZM160 201V202H159ZM186 201V202H185ZM191 201V202H190ZM194 201V202H193ZM62 202V203H61ZM75 202V203H74ZM105 202V204H104ZM107 202V203H106ZM118 202V203H117ZM131 202V203H130ZM157 202V203H156ZM190 202V203H189ZM193 202V204H192ZM52 203V205H51ZM61 203V204H60ZM83 203V205H82ZM97 203V205H96ZM102 203V204H101ZM110 203V204H109ZM112 203H116L115 206L114 204ZM121 203V204H120ZM133 203V204H132ZM182 203V204H181ZM25 204V205H24ZM57 204V205H56ZM65 204V205H64ZM67 204V205H66ZM70 204V206H69ZM74 204V206H73ZM92 204V205H91ZM101 204V205H99ZM104 204V205H103ZM131 204V206H130ZM153 204V205H152ZM72 205V206H71ZM80 205L82 207H80ZM95 205V206H93ZM108 205V206H106ZM112 205V206H111ZM117 205V206H116ZM123 205V206H122ZM155 205V206H154ZM161 205V206H160ZM177 208H175V206ZM179 205V207H178ZM191 205V206H190ZM24 206V207H23ZM28 206V207H27ZM50 206V207H49ZM84 206V207H83ZM99 206H100V209H99ZM106 208H105V207ZM114 206V207H113ZM154 206V207H153ZM171 206H173L171 208ZM182 206V207H181ZM53 207V208H52ZM95 207H98L95 208ZM118 207V208H117ZM151 209V211L149 210V208ZM185 207V208H183ZM33 208V209H32ZM44 208V209H43ZM76 208V209H75ZM79 208H81L80 211H77ZM85 208V209H84ZM90 208V209H89ZM113 208V210L111 209ZM117 208V209H116ZM123 208V209H122ZM130 208H132L131 210H129ZM134 208V209H133ZM140 208V209H139ZM147 208V209H146ZM157 208V209H156ZM162 208V209H161ZM191 208V209H190ZM47 209V210H46ZM51 209V210H50ZM57 209V210H56ZM72 209V210H71ZM92 209V210H91ZM104 209V210H102ZM126 211H125V210ZM142 209V210H141ZM172 209V210H171ZM179 209V210H178ZM183 209V210H182ZM23 210V211H22ZM26 210V211H25ZM31 210V211H29ZM34 210V211H33ZM43 210H46L43 211ZM50 210V211H49ZM61 210V211H60ZM84 210V211H82ZM87 210V211H86ZM100 210H102L101 212H99ZM107 210V211H106ZM111 210V211H109ZM118 210V211H116ZM136 210V211H134ZM161 210V211H159ZM39 211H42L39 212ZM64 211V214H62ZM72 213H70V212ZM93 211V213L91 212ZM123 211V212H122ZM134 211V212H133ZM140 211V212H139ZM145 211V213H144ZM158 211V212H157ZM171 211V212H169ZM23 212V213H22ZM27 212V213H26ZM32 212V213H31ZM49 214H48V213ZM57 212V213H56ZM75 212H80V213H76L74 214ZM82 212V213H81ZM98 214H97V213ZM106 212H108L106 214ZM112 212V213H111ZM120 212V213H119ZM153 212H156V215L155 213ZM169 212V213H168ZM60 213V214H59ZM66 213V214H65ZM71 215H70V214ZM85 213V214H84ZM94 213H96L94 215ZM100 213V214H99ZM110 213V214H109ZM117 213V214H116ZM119 213V214H118ZM124 213V214H123ZM130 213V214H129ZM136 215H135V214ZM138 213V214H137ZM143 213V214H142ZM153 213V214H152ZM178 213V214H177ZM38 214V215H37ZM51 214V215H50ZM74 214V215H73ZM82 214V215H81ZM86 216H84V215ZM113 214V216H112ZM116 214V215H115ZM128 216H127V215ZM132 214V215H131ZM161 214H168V216H164L165 219H162V218H158V216H160ZM33 215V216H32ZM47 215V216H46ZM70 215V216H69ZM108 215V216H107ZM110 215V216H109ZM115 215V216H114ZM118 215V217H116ZM151 215V216H150ZM154 215V216H153ZM61 216V217H60ZM65 216V217H63ZM71 216L73 217L72 219L74 220H71ZM95 216V217H93ZM101 216V218H100ZM104 216V217H102ZM112 216V217H111ZM138 216V218H137ZM141 216V217H140ZM144 216V217H143ZM49 217V218H48ZM131 217V218H130ZM140 217V218H139ZM152 217V218H151ZM36 218V219H35ZM51 218V220H50ZM67 218V220H66ZM83 218V219H82ZM96 218V219H95ZM106 218V219H105ZM124 218V219H123ZM129 218V219H128ZM144 218V219H143ZM154 218V219H153ZM49 221H48V220ZM55 219V220H53ZM69 219V221H68ZM77 219V220H76ZM82 219V220H81ZM92 221H91V220ZM94 219V220H93ZM98 219V220H97ZM128 219V220H126ZM150 219V220H149ZM45 223H44V221ZM80 220V221H78ZM87 220V221H85ZM97 220V221H96ZM119 220V222H118ZM124 220V221H123ZM139 220V221H138ZM163 220V221H162ZM165 220V222H164ZM47 221V222H46ZM56 221V222H54ZM62 221H64V223H62ZM67 221V223H66ZM74 221V222H73ZM84 221V222H82ZM89 221V222H88ZM118 223H117V222ZM131 223H130V222ZM150 221V222H149ZM155 221V222H154ZM162 221V222H161ZM72 222V223H71ZM82 222V224L80 223ZM138 222V223H137ZM141 222V223H140ZM160 222V223H159ZM164 222V223H163ZM167 222V223H166ZM52 223V224H51ZM71 223V224H70ZM76 223V225H75ZM78 223H79V226H78ZM84 223V224H83ZM89 225H87V224ZM127 223V224H126ZM143 223H146L143 225ZM161 223H163L162 225H160ZM38 224V225H37ZM67 224V225H66ZM103 224V225H102ZM118 224V225H116ZM121 224V225H119ZM123 224V226H122ZM131 224V225H130ZM156 224V225H155ZM167 224V225H166ZM47 225V226H46ZM49 225V226H48ZM61 225V226H60ZM65 225V226H64ZM70 225V226H69ZM75 227H74V226ZM113 225V226H112ZM130 225V226H129ZM141 225V227H140ZM146 225V226H145ZM166 225V226H165ZM53 226V227H52ZM77 226V227H76ZM91 226V227H90ZM97 226V227H96ZM104 226V227H103ZM113 227L112 229L109 228ZM126 226V227H125ZM136 226V228L134 227ZM143 226V227H142ZM148 230H146V228ZM37 227V228H36ZM49 227V228H48ZM54 227H56L54 229ZM62 227V228H61ZM81 227V228H80ZM100 227V228H99ZM122 227V228H121ZM124 227V228H123ZM132 227V228H131ZM159 227V228H158ZM162 227V228H161ZM41 228V229H40ZM51 228V229H50ZM61 228V229H60ZM69 230H67V229ZM71 230H70V229ZM75 228V229H74ZM78 228V230H77ZM116 228V229H114ZM138 228V229H137ZM154 228H157L159 231H157V229H154ZM161 228V229H160ZM133 229V230H132ZM140 229V231H139ZM153 229V230H152ZM165 229V230H164ZM46 230V231H45ZM53 230V231H52ZM59 230V231H58ZM75 230V231H74ZM80 230V231H79ZM108 230V231H107ZM118 230V231H117ZM124 230V231H123ZM127 230V232H126ZM146 230V232H145ZM150 230V231H149ZM152 230V231H151ZM43 231V232H42ZM44 231H45V234H44ZM50 231V232H49ZM61 231V232H60ZM72 232L69 233V232ZM121 233H120V232ZM135 231V232H133ZM167 231V232H165ZM56 232V233H55ZM103 232V233H102ZM123 232L125 234H123ZM150 232V233H149ZM152 232V233H151ZM155 232V233H154ZM159 232V233H158ZM51 233V234H50ZM54 233V234H53ZM64 233V234H63ZM102 233V235H101ZM131 235H127V234ZM141 233V234H140ZM149 233V234H148ZM49 234V235H48ZM62 234V235H61ZM66 234V235H65ZM120 234V235H119ZM152 234V235H151ZM159 236H158V235ZM51 235V236H50ZM106 235V236H105ZM123 235V236H122ZM142 235V236H140ZM146 235V236H145ZM152 237H151V236ZM157 237H156V236ZM162 235V236H161ZM49 236V237H48ZM68 236V237H67ZM121 236V237H120ZM134 236V237H133ZM164 236V237H163ZM172 236V237H171ZM45 237V238H44ZM48 237V238H46ZM51 237V239H50ZM54 237V238H53ZM65 237V238H64ZM106 237V238H105ZM141 237V238H140ZM145 237V239H144ZM156 237V238H154ZM159 237V239H157ZM59 238V239H58ZM67 238V239H66ZM103 238V239H102ZM132 238L134 240H132ZM139 238V239H137ZM149 238V239H148ZM151 238V239H150ZM154 238V239H153ZM168 238V239H167ZM76 239V240H75ZM124 239V240H123ZM163 239V240H162ZM166 239V240H164ZM172 239V241H171ZM52 240V241H51ZM62 240V241H63ZM67 240V244L68 245H72L73 244V248H75L74 250L76 252H74V257L77 258L78 260H81V261H86L87 259V256L86 254L84 253L86 251V249L88 248V246L86 247V244H84V242L82 243V241L80 242L77 238H73V240H70L68 241ZM137 240V241H136ZM140 240V241H139ZM148 240V241H147ZM169 240V241H168ZM56 241V242H55ZM118 241L120 243H118ZM124 241V242H123ZM155 241V242H154ZM160 241V242H159ZM2 242V243H1ZM13 240H10V242H4L2 241V239H0V255H5L7 254V251L8 250H11L12 249V245H13ZM122 242V243H121ZM141 244H140V243ZM152 242V243H151ZM166 242V243H165ZM171 244H168V243ZM10 243V244H9ZM48 243V244H47ZM54 243L55 245L53 246ZM76 243H77V246H76ZM126 243V244H125ZM134 243V244H133ZM164 243V245H163ZM3 244V245H2ZM8 244V245H7ZM52 244V245H51ZM58 244V245H57ZM123 244V245H121ZM130 244V245H129ZM132 244V245H131ZM135 244H140L139 247L142 246V248H146L147 250H150L151 248V251H150V258H152L150 261H144L142 262L140 259H137V258H133L134 255L139 249L136 250V246ZM145 244V245H144ZM155 244V245H154ZM161 244V245H160ZM175 244V245H174ZM11 245V246H10ZM46 245V246H45ZM85 245V246H84ZM121 245V246H120ZM168 245V246H167ZM11 248H10V247ZM49 246V247H48ZM76 246V247H75ZM84 246V247H83ZM117 246V247H116ZM148 248H147V247ZM150 246V247H149ZM153 246V247H152ZM155 246V247H154ZM159 246V247H157ZM173 246V247H172ZM35 247V249H34ZM55 247V248H54ZM82 247V248H81ZM132 247V248H131ZM157 247V248H156ZM168 247V248H167ZM170 247V249H169ZM51 248V250H50ZM159 248H161L159 250ZM166 248V249H165ZM172 248V249H171ZM6 249V250H5ZM44 249V250H43ZM46 249V250H45ZM48 249V250H47ZM56 250V252L53 250ZM128 249V250H127ZM131 249V250H130ZM155 249V250H154ZM163 249V250H162ZM38 250V251H37ZM79 250V251H78ZM134 250V252H133ZM159 250V252H158ZM170 250V251H169ZM6 251V252H5ZM84 251V252H83ZM154 251V252H153ZM165 251V252H164ZM168 253H167V252ZM174 251V252H173ZM58 252V253H57ZM79 252V253H78ZM156 252V253H155ZM162 252V253H161ZM177 252V253H176ZM33 253H36V254H33ZM39 255H38V254ZM46 253V254H45ZM54 255H53V254ZM131 253V254H130ZM133 253V254H132ZM152 253H154L152 255ZM170 253V254H169ZM176 253V254H174ZM43 254V255H42ZM47 254L48 257H47ZM51 254V255H50ZM78 254V255H77ZM81 254V256H80ZM83 254V255H82ZM173 254V255H172ZM46 255V256H45ZM131 255V256H130ZM160 255V256H159ZM172 257H170V256ZM41 256V257H40ZM44 256V257H42ZM157 256V257H156ZM168 256V258H167ZM179 256V257H178ZM50 257V258H49ZM86 257V258H85ZM166 257V258H165ZM176 259H174V258ZM6 258V257H5ZM32 258V259H31ZM34 258V259H33ZM38 258V259H37ZM41 258V259H40ZM158 258V259H157ZM182 258V259H180ZM45 259V260H44ZM49 259H52V260H49ZM156 259V260H155ZM162 259V260H161ZM159 260V261H158ZM174 260H175V263H174ZM13 260H5V262H7L8 264H15V262H12ZM37 261V262H36ZM155 261V262H154ZM168 261V262H167ZM171 261V262H170ZM177 261V263H176ZM4 262V261H3ZM4 262V263H5ZM48 262V263H47ZM148 262V263H147ZM151 262V263H149ZM164 262V263H163ZM206 262V263H205Z\"/></svg>",
	"mask_w": 264,
	"mask_h": 264
},
{
	"label": "bare ground",
	"instance_id": "bare-ground-1",
	"mask_svg": "<svg viewBox=\"0 0 264 264\" xmlns=\"http://www.w3.org/2000/svg\"><path fill=\"white\" fill-rule=\"evenodd\" d=\"M84 1V0H83ZM169 1V0H168ZM179 1V0H178ZM194 2H196L197 4L198 3H204V6H205V3L206 2H209V0H193ZM211 1V0H210ZM214 1V0H213ZM224 1V0H223ZM235 1V0H234ZM233 1V2H234ZM240 2L241 1H244V0H239ZM248 1V0H247ZM246 1V2H247ZM257 1V0H256ZM1 2V1H0ZM228 2V1H227ZM227 2L225 3V4H227ZM230 2V1H229ZM237 2V1H236ZM235 2V3H236ZM259 2H261V1H259ZM8 3H10V2H8ZM13 3V2H12ZM16 3H17V1H16ZM30 3V2H29ZM193 3V2H192ZM196 3H194L195 5H196ZM210 3V2H209ZM209 3H207V4H209ZM238 3V2H237ZM254 3H255V1H254ZM262 4H264V1H262L261 2ZM31 4V3H30ZM139 4V3H138ZM177 4V3H176ZM179 4V3H178ZM189 4H191L190 2H189ZM193 4V5H194ZM206 4V5H207ZM253 4V3H252ZM252 4H250V5H252ZM258 4H260V3H258ZM7 5V4H6ZM5 5V6H6ZM156 5V4H155ZM160 5V4H159ZM203 5V4H202ZM227 5H229V4H227ZM254 5H256V3L254 4ZM15 6V5H14ZM99 6V5H98ZM157 6V5H156ZM180 6V5H179ZM185 6V5H184ZM208 6V5H207ZM225 6V5H224ZM260 6H262V5H260ZM9 7H11V6H9ZM18 7V6H17ZM43 7H44V5H43ZM47 7V6H46ZM206 7V6H205ZM229 7V6H228ZM263 8H259V9H255V8H249L248 9V6H247V4L245 5V3L244 4H242V6H240V5H237L236 4V7L234 6V10L233 9H230L229 11H228V16L226 15V16H224V17H226V18H224L225 19V21L222 23L221 21H220V24H223V25H218V28H220V27H224L225 25H227L226 26V28L227 29H234V28H239V27H245V26H249V27H252L251 29H253V33L255 34V35H257V37H258V39H259V42H260V48L259 47H257V49L255 48V49H253L251 52H250V54L248 55V57L246 58V59H244L243 61H241V60H237V59H235V57L232 55L233 53H232V50H231V47H230V44H231V41H229V40H226L225 41V43H227V45H228V51L227 52H224L225 54L227 53V55L229 54H231L230 56H229V58L227 59V60H224L223 62H221V64H222V66H221V72H222V76L223 77H226V76H229V75H232L233 76V78L235 79V80H237L238 82H241V83H244L246 86H248L249 88H251L252 90H254V91H257L258 92V94L260 95V101H259V103H258V106L257 107H259L260 108V112H259V114H258V120H259V122H260V128H259V134H257V135H259V137L258 138H256V140L258 139V142H259V145H258V142L256 143L257 145H258V150H257V154H256V157H257V164H256V170H257V172L256 173H254V171H253V169H249L248 167H250V166H248L247 167V169H249L250 170V172L251 173H253V175H251L252 177L251 178H248L247 176V178L248 179H244V180H240V178L239 179H231V180H228V181H217V180H213V179H208V178H206L202 183H200V185L202 184V186H204V188H202L200 191H198V192H191L192 190L190 189V193H191V195H192V198L193 197H196L197 195L198 196H200V194L199 193H204L205 194V200H203L202 199V197H198L197 196V198L201 201H199L198 199V201L200 202V204H198V205H196V207L194 208V209H192V211L190 210H188V211H183V212H180V211H177L179 214L181 213V215H177V216H175V215H170V216H168V214H161L160 216H158V218H162V219H165L164 218V216H168V218H170L169 219V227H170V234H171V232H173V243L175 242V244H177L178 246H179V248H178V251H179V255L181 256V257H183L184 258V260L182 261V263L184 262V261H186L185 263H187L188 261H192L193 263L194 262H196V261H199L200 259H207L208 261H207V263L209 262V264H264V6H262ZM3 8V7H2ZM91 8V7H90ZM142 8V7H141ZM167 8V7H166ZM193 8V7H192ZM204 8V7H203ZM220 8V7H219ZM223 9H224V7H222ZM232 8V7H231ZM256 8H257V6H256ZM7 9V8H6ZM17 9V8H16ZM47 9V8H46ZM138 9V8H137ZM150 9V8H149ZM152 9V8H151ZM194 9H195V7H194ZM222 9V10H223ZM2 10V9H1ZM56 10V9H55ZM173 10H175V9H173ZM184 10V9H183ZM197 10V9H196ZM4 11V10H3ZM17 11V10H16ZM57 11V10H56ZM98 11V10H97ZM185 11V10H184ZM192 11V10H191ZM191 11H190V13H191ZM200 11V10H199ZM218 11V10H217ZM12 12V11H11ZM42 12V11H41ZM51 12V11H50ZM122 12V11H121ZM129 12V11H128ZM167 12H168V10H167ZM171 12V11H170ZM215 12H216V10H215ZM220 12V11H219ZM222 12V11H221ZM224 13H225V11H223ZM253 12H255V14L253 13ZM0 13H1V11H0ZM2 13H4V12H2ZM1 13V14H2ZM90 13H92V12H90ZM120 13V12H119ZM146 13V12H145ZM11 14H13V13H11ZM34 14V13H33ZM36 14V13H35ZM34 14V15H35ZM38 14V13H37ZM42 14V13H41ZM125 14V13H124ZM129 14V13H128ZM144 14V13H143ZM155 14V13H154ZM171 14V13H170ZM169 14V16H171ZM7 15V14H6ZM15 15V14H14ZM43 15V14H42ZM118 15V14H117ZM146 15V14H145ZM148 15V14H147ZM156 15V14H155ZM176 15V14H175ZM178 15V14H177ZM189 15V14H188ZM220 15H222L223 16V14L221 13ZM1 16V15H0ZM3 16V15H2ZM29 16V15H28ZM140 16V15H139ZM168 16V17H169ZM179 16H187V15H185L184 13H179ZM203 16V15H202ZM207 16H209L208 14H207ZM207 16H203V17H201V18H193L192 20H191V23H192V25L194 26V31H195V33H193V34H195L194 36H192L191 34H189L190 36H192V37H189V40H191L192 42H194L195 41V38L197 39L198 37H206L205 35H208L207 33L209 32H211L212 30H213V28H214V25H212L213 23H210L209 22V19H208V17ZM215 16V15H214ZM13 17V16H12ZM15 17V16H14ZM35 17V16H34ZM140 17H142V16H140ZM151 17V16H150ZM149 17V18H150ZM156 17V16H155ZM195 17V16H194ZM197 17V16H196ZM210 17V16H209ZM220 17V16H219ZM37 18V17H36ZM84 18V17H83ZM83 18H81V19H83ZM100 18H102V17H100ZM139 18V17H138ZM189 19H190V17H188ZM223 18V17H222ZM1 19V18H0ZM10 20H12L11 19V17L9 18ZM17 19V18H16ZM45 19H46V16H45ZM88 19V18H87ZM129 19V18H128ZM140 19V18H139ZM155 19V18H154ZM154 19H151V20H154ZM169 19H170V17H169ZM168 19V20H169ZM185 19V18H184ZM183 19V20H184ZM223 19V20H224ZM4 20V19H3ZM3 20H1V21H3ZM19 20V19H18ZM49 20H50V18H49ZM52 20V19H51ZM85 20V19H84ZM94 20V19H93ZM131 20H132V18H131ZM144 20V19H143ZM149 20V19H148ZM164 20V19H163ZM171 20V19H170ZM182 20V19H181ZM185 20H188V19H185ZM216 20V19H215ZM34 21V20H33ZM48 21V20H47ZM82 21V20H81ZM103 21H105V20H103ZM102 21V22H103ZM110 21V20H109ZM113 21V20H112ZM129 21V20H128ZM139 21V20H138ZM145 22H147L146 20H144ZM150 21V20H149ZM157 21V20H156ZM162 21V20H161ZM167 21V20H166ZM259 21V22H258ZM15 22V21H14ZM17 22V21H16ZM32 22V21H31ZM49 22V21H48ZM78 22V21H77ZM85 22V21H84ZM96 22V21H95ZM106 22V21H105ZM105 22H103V23H105ZM136 22V21H135ZM144 22V23H145ZM151 22V21H150ZM154 22V21H153ZM171 22V21H170ZM169 22V23H170ZM173 22H174V20H173ZM179 23H180V20L178 21ZM178 22H176V20H175V24H174V27H172V25H170L169 26V24H168V26H169V28H168V30L172 27L173 28V30H174V28H175V26H176V24H178ZM257 22H258V24H257ZM57 23V22H56ZM64 23V22H63ZM125 23V22H124ZM134 23V22H133ZM144 23H142V24H144ZM183 23V22H182ZM1 24V23H0ZM10 24V23H9ZM16 24V23H15ZM14 24V25H15ZM19 24V23H18ZM17 24V25H18ZM66 24V23H65ZM72 24V23H71ZM109 24V23H108ZM122 24H123V22H122ZM135 24V23H134ZM139 24V23H138ZM141 24V25H142ZM149 24H153V23H149ZM171 24H173V23H171ZM186 24V23H185ZM20 25V24H19ZM59 25V24H58ZM68 25V24H67ZM77 24H75L74 26H76ZM95 25V24H94ZM120 25V24H119ZM144 25H148V24H144ZM165 25V24H164ZM1 26H2V24H1ZM7 26V25H6ZM53 26V24H51V27ZM84 26H85V24H84ZM121 26V25H120ZM130 26V25H129ZM136 26H140V25H136ZM166 26V25H165ZM165 26H163V28L165 27ZM179 26H181V25H178V27ZM15 27L16 26H14V28L13 29H15ZM31 27V26H30ZM30 27H28L29 29H30ZM48 27V26H47ZM50 27V26H49ZM78 27V26H77ZM89 28H90V25L88 26ZM113 27V26H112ZM135 27V26H134ZM144 27H146V26H144ZM144 27L142 28V29H140V30H143L144 29ZM148 27V26H147ZM167 27V26H166ZM178 27H176L175 29H177ZM185 27V26H184ZM10 28V27H9ZM12 28V27H11ZM17 28V27H16ZM64 28H66V27H64ZM83 28L84 27H82V30H83ZM94 28H96V27H94ZM111 28V27H110ZM120 28V27H119ZM122 28V27H121ZM130 28V27H129ZM187 28H189L188 26H187ZM186 28V29H187ZM1 29H2V27H1ZM59 29V28H58ZM84 29H86V28H84ZM116 29V28H115ZM156 29V28H155ZM159 29V28H158ZM166 29V28H165ZM180 29V28H179ZM184 29V28H183ZM186 29H184V30H186ZM225 29V28H224ZM223 29V30H224ZM251 29H249V30H251ZM22 30V29H21ZM45 30V29H44ZM48 30V29H47ZM55 30V29H54ZM62 30V29H61ZM72 30V29H71ZM70 30V31H71ZM73 30H75V27H74V29ZM72 30V31H73ZM80 30V29H79ZM89 30V32H90V29H88ZM87 30V31H88ZM107 30V29H106ZM146 30V29H145ZM144 30V31H145ZM147 30L149 31V29L147 28ZM152 30H154V29H152ZM235 30V29H234ZM1 31V30H0ZM6 31V30H5ZM4 31V32H5ZM12 31H14V30H12ZM34 31V30H33ZM72 31H71V34H72ZM86 31V32H87ZM100 31V30H99ZM116 31V30H115ZM131 31V30H130ZM157 31V30H156ZM159 31V30H158ZM179 31V30H178ZM187 31V30H186ZM185 31V32H186ZM189 31V30H188ZM187 31V32H188ZM3 32V31H2ZM1 32V33H2ZM3 32V33H4ZM7 32H10V31H7ZM23 32V31H22ZM31 32V31H30ZM38 32V31H37ZM44 32V31H43ZM59 32H60V30H59ZM65 32V31H64ZM80 32V31H79ZM78 32V33H79ZM94 32H97V31H94ZM128 32V31H127ZM139 32L140 31H137V29H136V33L137 34H139ZM169 32V31H168ZM168 32H167V34H168ZM171 32H172V30L170 31V34H171ZM174 32V31H173ZM213 32V31H212ZM223 32V31H222ZM233 32V31H232ZM1 33H0V36H2L3 35V33H2V35H1ZM13 33V32H12ZM15 33V32H14ZM18 33H20L19 31H18ZM28 32H26V34H27ZM46 33H47V31H46ZM49 33V32H48ZM51 33V32H50ZM55 33V32H54ZM77 33V32H76ZM76 33L75 32H73V34L71 35L72 37H73V35L75 34V37L74 38H72V39H75L77 36H76ZM77 33V34H78ZM91 33H92V31H91ZM98 33V32H97ZM106 33V32H105ZM108 33V32H107ZM144 33V32H143ZM154 33H156V32H154ZM176 33V32H175ZM178 33H181V30H180V32H178ZM188 33H191V32H188ZM216 32H213V35H216L215 34ZM218 33V32H217ZM226 33V32H225ZM234 33V32H233ZM252 33V34H253ZM7 34V33H6ZM5 34V35H6ZM25 34V33H24ZM25 34V35H26ZM31 34V33H30ZM35 34V33H34ZM56 34H57V32H56ZM55 34V35H56ZM59 34V33H58ZM81 33H79V35H80ZM83 34H85V33H82L81 34V36L83 35ZM126 34V33H125ZM128 34V33H127ZM137 34H136V36H137ZM140 34L142 35V31L140 32ZM140 34L138 35V37L136 38V39H138L139 38V40H140ZM146 34V33H145ZM144 34V35H145ZM153 34V33H152ZM157 34V33H156ZM177 34V33H176ZM186 34V33H185ZM244 34V33H243ZM4 35V36H5ZM13 35V34H12ZM21 35V34H20ZM41 35V34H40ZM39 35V36H40ZM54 35V34H53ZM68 35V34H67ZM78 35V36H79ZM88 35V34H87ZM130 35V34H129ZM134 35V34H133ZM172 35H175V34H171V36ZM182 36H183V33L181 34ZM188 35V36H189ZM225 35V34H224ZM229 35V34H228ZM234 35V34H233ZM10 36V35H9ZM16 36V35H15ZM15 36H14V38H15ZM31 36V35H30ZM49 36H51L50 34H49ZM60 36H61V33H60ZM63 36V35H62ZM85 36V35H84ZM88 36H91L90 34L88 35ZM112 36V35H111ZM114 36V35H113ZM143 36V35H142ZM150 36V35H149ZM185 36V35H184ZM183 36V37H184ZM217 36V35H216ZM216 36H214L213 38H211V39H213V40H217L218 42H221L222 41V39H220V38H222L221 36H220V38H218V37H216ZM235 36V35H234ZM3 37V36H2ZM2 37L0 38V40L2 39ZM17 37V36H16ZM24 37V36H23ZM32 37H33V35H32ZM57 37H58V35H57ZM127 37V36H126ZM158 37H160V36H158ZM162 37V36H161ZM170 37V36H169ZM174 37V36H173ZM177 37V36H176ZM186 37V36H185ZM223 37H226V35L225 36H223ZM230 37V36H229ZM7 38V37H6ZM8 38H11V37H8ZM21 38V37H20ZM60 38V37H59ZM70 38V37H69ZM88 38V37H87ZM93 38H95L94 36H93ZM106 38V37H105ZM116 38V37H115ZM114 38V39H115ZM142 38V37H141ZM150 38V37H149ZM168 38V37H167ZM188 38V37H187ZM199 38V39H200ZM207 38H209V37H207ZM248 38V37H247ZM5 39V38H4ZM18 39V38H17ZM24 39V38H23ZM37 39H38V37H37ZM43 39V38H42ZM52 40H53V38H51ZM58 39V38H57ZM62 39V38H61ZM71 39V38H70ZM69 39V40H70ZM77 39V42H79L78 41V39L79 38H76ZM76 39H75V42H76ZM85 39H86V37H85ZM89 39V38H88ZM113 39V40H114ZM117 39V38H116ZM134 39V38H133ZM156 40H157V38H155ZM173 38H171V40H172ZM175 39V38H174ZM204 39V38H203ZM224 39V38H223ZM5 40H7V39H5ZM13 40V39H12ZM28 40V39H27ZM30 40V39H29ZM54 40H56L55 38H54ZM68 40V39H67ZM93 40V39H92ZM98 40V39H97ZM142 40V39H141ZM154 40V39H153ZM170 40V39H169ZM168 40V41H169ZM170 40V41H171ZM175 40H178V39H175ZM180 40V42L181 41H186V39L184 40H181V39H179ZM2 41V40H1ZM4 41V40H3ZM19 41V40H18ZM37 41V40H36ZM58 41V40H57ZM57 41H55V42H57ZM81 41H82V39H81ZM90 41H91V39H90ZM95 41H96V39H95ZM129 41V40H128ZM159 41V40H158ZM207 41V40H206ZM4 42H6V41H4ZM9 42V41H8ZM27 42V41H26ZM35 42V41H34ZM43 42V41H42ZM45 42V41H44ZM54 41H51V43H53ZM72 43H75V42H73V41H71ZM86 42H87V39H86ZM99 42V41H98ZM162 42H163V39H162ZM174 42V41H173ZM191 42V43H192ZM195 42H198V41H195ZM252 42V41H251ZM7 43V42H6ZM5 43V44H6ZM14 43V42H13ZM12 43V44H13ZM40 43V42H39ZM50 43V42H49ZM90 43V42H89ZM88 43V44H89ZM125 43V42H124ZM132 43V42H131ZM148 43V42H147ZM154 43L156 44V42L154 41ZM154 43H153V45H154ZM158 43H160V42H158ZM167 43V42H166ZM183 43V42H182ZM188 43V42H187ZM223 43V42H222ZM2 43H0V45H1ZM17 44V43H16ZM65 44V43H64ZM69 44H70V41H69ZM96 44V43H95ZM101 44V43H100ZM139 44V43H138ZM137 44V47H139L140 45H138ZM162 44V43H161ZM161 44H160V47H161ZM168 44V43H167ZM173 44V43H172ZM186 44V43H185ZM224 44V43H223ZM14 45V44H13ZM18 45V44H17ZM21 45V44H20ZM30 45H32V43L30 44ZM35 45H36V43H35ZM67 45H68V43H67ZM80 45H83V43L82 44H80ZM86 46H88L87 44H85ZM90 45V44H89ZM126 45V44H125ZM124 44L122 45V46H125ZM170 45H171V42H170ZM194 45V44H193ZM192 45V46H193ZM200 45V44H199ZM205 45V44H204ZM52 46V45H51ZM69 46V45H68ZM72 46H74V44L72 45ZM91 46V45H90ZM96 46H97V44H96ZM103 46V45H102ZM130 46H131V44H130ZM133 46H135L134 44H133ZM158 46V45H157ZM166 46V45H165ZM187 46V45H186ZM186 46H184V48L186 47ZM202 46V45H201ZM213 46H214V44H213ZM225 46V45H224ZM244 46V45H243ZM10 47V46H9ZM14 47V46H13ZM55 47V46H54ZM70 47V46H69ZM83 47V46H82ZM85 47V46H84ZM98 47H101V46H99L98 45ZM106 47H107V45H106ZM121 47V46H120ZM145 47V46H144ZM148 47H150V46H148ZM152 47H154V46H152ZM171 46H169L168 47V49L170 48ZM175 47V46H174ZM189 47V46H188ZM187 47V48H188ZM195 47V46H194ZM235 47V46H234ZM3 48H4V46H3ZM5 48H7V45H6V47ZM4 48V49H5ZM27 48V47H26ZM25 48V49H26ZM35 48H38V47H36L35 46ZM53 48V47H52ZM60 48V47H59ZM62 48V47H61ZM64 48H65V46H64ZM75 47H73V49H74ZM78 48H80V47H78ZM77 47L75 48L76 50L78 49ZM124 48V47H123ZM135 48H136V46H135ZM183 48V47H182ZM187 48H186V50H187ZM197 48V47H196ZM200 48V47H199ZM10 49V48H9ZM15 49H17V48H15ZM32 49H33V47H32ZM31 49V50H32ZM50 49V48H49ZM58 49V48H57ZM71 49V48H70ZM70 49H69V51L68 52H70ZM74 49V50H75ZM127 49V48H126ZM129 49V48H128ZM127 49V50H128ZM140 49V48H139ZM142 49V48H141ZM153 49V48H152ZM195 49V48H194ZM211 49H213V47L211 48ZM23 50H24V46H23ZM22 50V51H23ZM30 50V49H29ZM67 50V49H66ZM170 50V49H169ZM189 50H191V49H189ZM200 50V49H199ZM235 50V49H234ZM9 51V50H8ZM34 51L36 52V50L34 49ZM63 50H61L60 52H62ZM72 51V50H71ZM80 51H82L81 49H80ZM136 51V50H135ZM134 51V52H135ZM137 51H138V49H137ZM142 51V50H141ZM203 51H205V50H203ZM245 51V50H244ZM4 52H5V50H4ZM9 52H11V50L9 51ZM16 52H18L17 50H16ZM15 52V53H16ZM21 52V51H20ZM20 52H18V53H20ZM24 52V51H23ZM28 52V48H27V51L26 52H24V54H26ZM33 52V51H32ZM42 52V51H41ZM52 52V51H51ZM59 52V53H60ZM91 52V51H90ZM89 52V53H90ZM104 52V50L102 49V53ZM111 52V51H110ZM127 52V51H126ZM125 51H124V53H126ZM148 52V51H147ZM150 52V51H149ZM153 52V51H152ZM185 52V51H184ZM190 51H188L187 53H189ZM195 52V51H194ZM193 52V53H194ZM199 52V51H198ZM237 52V51H236ZM248 52V51H247ZM12 53H14V51H13V49H12ZM37 53H38V51H37ZM43 53V52H42ZM48 53H49V51H48ZM55 53V52H54ZM71 53V52H70ZM72 53L74 54V51H72ZM106 53V52H105ZM123 53V54H124ZM157 53V52H156ZM199 53H201V51L199 52ZM215 53V52H214ZM239 53V52H238ZM5 54V53H4ZM11 54V53H10ZM29 54H31L30 53V51L28 52V55ZM45 54V53H44ZM69 54V53H68ZM75 54H76V51H75ZM77 54H78V51H77ZM107 54V53H106ZM121 54V53H120ZM149 54V53H148ZM151 54V53H150ZM168 54H169V52H168ZM186 54V53H185ZM198 54V53H197ZM205 54V53H204ZM204 54H202V55H204ZM216 54V53H215ZM3 55V54H2ZM12 55H14V54H12ZM16 55V54H15ZM14 55V56H15ZM21 56L23 55L22 54V52H21V54H20ZM27 55V54H26ZM32 55H33V53H32ZM31 55V56H32ZM35 55H36V53H35ZM37 55H39V53L37 54ZM51 55V54H50ZM105 55V54H104ZM114 55V54H113ZM188 55V54H187ZM214 55V54H213ZM210 52H208L206 55H204V57H202L203 59H201L204 63V66L206 67V69H207V71H209V72H216L217 70H216V63H218V62H216V60L214 59V56H213ZM218 55V54H217ZM239 55V54H238ZM6 56H8L7 54H6ZM6 56H5V58L3 59L2 57H1V53H0V57H1V59H0V65H2L6 70V74L7 75H9V76H12V78L13 77H15V79L17 80V78H18V80H19V77H16L17 75L18 76H21V75H26L28 72H29V68L27 69L28 70V72H27V70H25L24 69V71H26V72H24V71H22V67H23V65L22 64H24L23 62V60H26V59H28V58H26L27 56H25V55H23V56H25V58L26 59H24V57L22 56V58H20L18 55L16 56V57H18L20 60L18 61V59H17V61H15L14 62V60H16V59H14L12 62H8V61H6L5 59H10L9 57L11 56V55H9L7 58H6ZM30 56V55H29ZM46 56V55H45ZM66 56V55H65ZM64 56V57H65ZM71 56V55H70ZM75 56V55H74ZM134 56V55H133ZM152 56H154V55H152ZM151 56V57H152ZM169 56H170V54H169ZM178 56V55H177ZM243 57L245 56L244 54L242 55ZM4 57V56H3ZM15 57V58H16ZM33 57V56H32ZM31 57V58H32ZM35 57H37V56H35ZM54 57V56H53ZM73 57V56H72ZM90 57V56H89ZM109 57V56H108ZM116 57V56H115ZM132 57V56H131ZM157 57V56H156ZM159 57V56H158ZM184 57H186V55L184 56ZM188 57V56H187ZM192 57V56H191ZM198 57V56H197ZM200 57V56H199ZM226 57V56H225ZM12 58H14L13 56H12ZM12 58L10 59V61L12 60ZM30 58V59H31ZM38 59H39V56L37 57ZM41 58V57H40ZM47 58V57H46ZM66 58V57H65ZM81 58V57H80ZM84 58V57H83ZM113 58V57H112ZM119 58V57H118ZM122 58V57H121ZM155 58V57H154ZM161 58H162V56H161ZM167 58V57H166ZM189 58L190 57H188V60H189ZM216 58V57H215ZM238 58V57H237ZM245 58V57H244ZM7 59V60H8ZM44 59V58H43ZM43 59H39L40 60V63H41V60H43ZM54 59V58H53ZM53 59H52V61H53ZM85 59V58H84ZM98 59V58H97ZM111 59V58H110ZM109 59V61H111ZM115 59V58H114ZM127 59V58H126ZM130 59V58H129ZM163 59V58H162ZM193 59V58H192ZM198 59V58H197ZM218 59V58H217ZM224 59V58H223ZM226 59V58H225ZM38 60V61H39ZM47 60V59H46ZM45 60V61H46ZM51 59H49V61H50ZM68 60V59H67ZM82 60V59H81ZM99 60H100V58H99ZM102 60V59H101ZM104 60H105V57H104ZM131 60H132V58H131ZM172 60V59H171ZM182 60V59H181ZM184 60V59H183ZM198 60H200V59H198ZM219 60V59H218ZM27 61V60H26ZM32 61H33V59H32ZM31 61V62H32ZM35 61V60H34ZM36 61H37V59H36ZM51 61V62H52ZM55 62H56V58H55V60H54ZM53 61V62H54ZM66 61V60H65ZM64 61V62H65ZM69 61V60H68ZM68 61H67V63H68ZM103 61V60H102ZM106 61V60H105ZM115 61V60H114ZM118 61V60H117ZM178 61V60H177ZM190 61V60H189ZM28 62H29V60H28ZM42 62H44V60L42 61ZM47 62V61H46ZM54 62V63H55ZM89 62V61H88ZM94 62V61H93ZM116 62V61H115ZM128 62V61H127ZM160 62H161V60H160ZM171 63L173 62V61H170ZM183 62V61H182ZM200 62V61H199ZM199 62L197 63V64H199ZM37 63V62H36ZM39 63V62H38ZM50 63V62H49ZM74 63H75V61H74ZM87 63V62H86ZM107 63V62H106ZM109 63H112V62H109ZM114 63V62H113ZM118 63V62H117ZM116 63V64H117ZM130 63V62H129ZM131 63H133V62H131ZM190 63V62H189ZM26 64H28V63H26ZM25 64V65H26ZM33 64H34V62H33ZM32 64V65H33ZM43 64V65H42ZM41 65L42 66H44V64L45 63H42ZM46 64H48V63H46ZM52 64V63H51ZM87 64H89V63H87ZM92 64V63H91ZM95 64V63H94ZM149 64V63H148ZM173 64V63H172ZM171 64V65H172ZM178 64H180V62L178 63ZM187 64V63H186ZM202 64V63H201ZM29 65H31V64H29ZM31 65V66H32ZM40 65V64H39ZM50 65V64H49ZM60 65V64H59ZM113 65V64H112ZM111 65V66H112ZM131 65H133V64H131ZM174 65V64H173ZM172 65V66H173ZM195 65V64H194ZM27 66V65H26ZM33 66H35V65H33ZM38 66V65H37ZM41 66V67H42ZM55 66V65H54ZM54 66H53V68H54ZM83 66V65H82ZM117 66H118V64H117ZM155 66V65H154ZM178 66V65H177ZM191 66H192V64H191ZM190 66V67H191ZM198 66V65H197ZM203 66V65H202ZM1 67V66H0ZM29 67V66H28ZM39 67V66H38ZM48 66H46V69H47V71H46V74L48 73V70H50L51 69V73H54L55 74V72H53V71H57V70H59V68L58 67H55L57 70H52V66L48 69L47 68ZM68 67H69V65L67 66V69H68ZM106 67V66H105ZM127 67H128V65H127ZM132 67V66H131ZM134 67V66H133ZM168 67H171L170 65L168 66ZM4 68H3V71H4ZM24 68H25V66H24ZM54 68V69H55ZM71 68V67H70ZM89 68H91V67H89ZM118 68V67H117ZM137 68V67H136ZM173 68V67H172ZM174 68H176L175 66H174ZM178 68H180V67H178ZM186 68V67H185ZM196 68H198V67H196ZM195 68V69H196ZM38 69V68H37ZM41 69V71H43V70H45V66H44V69L43 68H40ZM43 69V70H42ZM72 69H74V68H72ZM170 69V68H169ZM181 69V68H180ZM179 69V70H180ZM0 70H1V68H0ZM30 70H32V69H30ZM33 70H35V69H33ZM33 70H32V72H33ZM61 70V69H60ZM59 70V71H60ZM110 70V69H109ZM163 70V69H162ZM166 70V69H165ZM2 71V72H3ZM4 71V72H5ZM38 71H40V70H38ZM66 71V70H65ZM70 71V70H69ZM73 71V70H72ZM74 71H76V70H74ZM80 71V70H79ZM130 71H132V69L130 70ZM136 71H137V69H136ZM135 71V72H136ZM155 71V70H154ZM187 71V70H186ZM205 71V70H204ZM1 72V71H0ZM1 72V74H3ZM31 72V71H30ZM29 72V74H31ZM36 72H37V70H36ZM35 72V73H36ZM50 72V71H49ZM62 72V71H61ZM78 72V71H77ZM90 72V71H89ZM109 72V71H108ZM112 73H113V71H111ZM122 72H123V70H122ZM121 72V73H122ZM125 72V71H124ZM156 72V71H155ZM166 72H167V70H166ZM171 72H174V71H171ZM176 72V71H175ZM34 73V72H33ZM32 73V74H33ZM39 72H37V74H38ZM45 73V71L43 72V73H40V74H44ZM57 73V72H56ZM63 73H64V70H63ZM62 73V74H63ZM80 73H81V71H80ZM98 73H100V72H98ZM120 73V72H119ZM133 73V72H132ZM159 73V72H158ZM158 73H157V75H158ZM165 73V72H164ZM208 73V72H207ZM31 74V75H32ZM40 74H38V75H40ZM54 74H52V75H54ZM65 74V73H64ZM87 74V73H86ZM89 74V73H88ZM95 74H97V72L95 73ZM94 74V75H95ZM103 74V73H102ZM104 74H106V72L104 73ZM104 74H103V76H104ZM125 74V73H124ZM124 74H123V76H124ZM162 74V73H161ZM161 74H160V77H161ZM175 74V73H174ZM28 75V74H27ZM38 75L35 77V79L38 77ZM48 75V74H47ZM58 75H60V73H58ZM58 75H57V77L54 75L53 77H56V78H58ZM68 75V74H67ZM80 75V74H79ZM98 75V74H97ZM127 75V74H126ZM163 75V74H162ZM204 75H206V74H204ZM2 76V75H1ZM1 76H0V79H1ZM3 76H5V75H3ZM30 76V75H29ZM45 76V75H44ZM49 76H51V74L49 75ZM49 76H48V78H49ZM71 76V79L70 80H72V83H74L73 82V80H74V78L72 79V75H70ZM91 76V75H90ZM106 76H107V74H106ZM113 76V75H112ZM115 76V75H114ZM117 76H118V74H117ZM123 76H121V77H123ZM152 76V75H151ZM154 76V75H153ZM171 76V75H170ZM182 76V75H181ZM184 76V75H183ZM222 76H221V80H222ZM6 77V76H5ZM23 77V76H22ZM24 77H26V76H24ZM40 77V76H39ZM52 77V78H53ZM85 77V76H84ZM96 77V76H95ZM98 77H101V73H100V75L98 76ZM97 77V78H98ZM116 77V76H115ZM127 77L129 78V76L127 75ZM137 77V76H136ZM172 77V76H171ZM177 77V76H176ZM214 77V76H213ZM11 78V77H10ZM46 78V77H45ZM51 78V77H50ZM70 78V77H69ZM105 78V77H104ZM109 78V77H108ZM124 78V77H123ZM164 78V77H163ZM189 78V77H188ZM219 78V77H218ZM2 79H5V78H2ZM22 79V78H21ZM24 79V78H23ZM23 79H22V82H23ZM28 79H30V78H28ZM35 79H34V81H35ZM47 79V78H46ZM76 79V78H75ZM81 79L82 80H84L82 77H81ZM94 79V78H93ZM96 79V78H95ZM99 80H100V78H98ZM102 79V78H101ZM112 79V78H111ZM124 79H126V78H124ZM131 78H129V80H130ZM136 79V78H135ZM149 79V78H148ZM153 79V78H152ZM176 79V78H175ZM181 79H182V77H181ZM195 79V78H194ZM216 79V78H215ZM220 79V78H219ZM6 80V79H5ZM15 80V82L17 83V81ZM31 80V79H30ZM37 80V79H36ZM52 80V79H51ZM57 80V79H56ZM121 80V79H120ZM129 80H128V82H129ZM133 80H134V78H133ZM166 79H164V81L163 82H166L165 81ZM168 80H169V78H168ZM180 80V79H179ZM184 80H185V77H184ZM184 80H182V81H184ZM214 80V79H213ZM212 80V81H213ZM224 80V79H223ZM6 81H8L9 82V77H8V79L6 80ZM12 80H10V82H11ZM41 81H42V79H41ZM40 81V82H41ZM43 81H44V79H43ZM74 81H76V80H74ZM78 81V80H77ZM81 81V80H80ZM93 81V80H92ZM106 81V80H105ZM112 81V80H111ZM139 81V80H138ZM172 82H173V80H171ZM178 81V80H177ZM176 81V82H177ZM217 81V80H216ZM215 81V82H216ZM219 81V80H218ZM7 82V83H8ZM14 82V81H13ZM13 82H11V84H13ZM21 82V81H20ZM49 82H51L50 80L48 81V84H49ZM132 82V81H131ZM141 82H143V81H141ZM146 81H144V83H145ZM156 82V81H155ZM157 82H159L158 81V79H157ZM171 82V83H172ZM188 82H189V80H188ZM225 83H226V80L224 81ZM223 82V83H224ZM1 83H3V80H2V82H1V80H0V84ZM5 83V82H4ZM3 83V84H4ZM25 83V82H24ZM32 83H33V80H32ZM32 83H30V84H32ZM36 83V82H35ZM41 83H44V82H41ZM53 83H54V85H55V83L56 82H54L53 81ZM85 83V82H84ZM123 83V82H122ZM125 83V82H124ZM138 84H136V86L137 85H139V82H137ZM162 83V82H161ZM160 83V84H161ZM167 83V82H166ZM190 83H192V82H189L188 83V85H191ZM196 83H198V82H196ZM196 83H194L193 82V84H192V86L194 85V84H196ZM210 83V82H209ZM217 83V82H216ZM222 83V84H223ZM3 84H2V86H3ZM20 83L18 82L17 83V85L15 84V85H10V83H9V85L10 86H17L18 87V85H19ZM22 84V83H21ZM25 84H27V83H25ZM37 84H38V82H37ZM75 84V83H74ZM78 84H79V82H78ZM82 84V83H81ZM112 84V83H111ZM132 84V86H134L133 85V83H131ZM147 84V83H146ZM150 84H154V82L152 83H149V86H150ZM157 84V83H156ZM159 84V85H160ZM163 84V83H162ZM165 84V83H164ZM177 84V83H176ZM175 83L173 84V85H176ZM180 84V83H179ZM219 84H220V81H219ZM233 84V83H232ZM39 85V84H38ZM38 85H36L37 87H38ZM41 85V88H42V84H40ZM40 85H39V88H40ZM53 85V84H52ZM104 85V84H103ZM113 85V84H112ZM127 85V84H126ZM143 85H145V84H143ZM166 85V84H165ZM172 85V84H171ZM182 85V87H183V85H184V87L183 88H187V87H185V82L184 83H182L181 84ZM181 85H178L177 84V86H178V88L181 86ZM198 85V84H197ZM224 85V84H223ZM223 85L221 86V87H223ZM20 86V85H19ZM36 86H32L33 87V89L35 90V87ZM49 86H50V84H49ZM61 86V85H60ZM70 86H71V84H70ZM75 86H76V84H75ZM75 86H74V88H75ZM79 86H80V84H79ZM149 86H148V84H147V86L145 85V88H140L141 90L143 89V91H144V94H146L145 96H148V100H150V102L152 103L151 105L153 106V104H156L157 103V101H159L160 102V95H159V97L160 98H158V97H156L157 96V93H155L154 94V92L153 91H157V90H154L155 88L156 89H158L157 87H155L154 89H152L151 87L153 86H151L150 88H149ZM154 86H156L155 84H154ZM218 86V85H217ZM22 87V86H21ZM24 87H26V89L28 88L27 87V85L26 86H23V88ZM31 87V88H32ZM47 87V89H48V86H46L45 85V88ZM71 87H73V85L71 86ZM78 87V86H77ZM76 87V88H77ZM81 87V86H80ZM95 87V86H94ZM99 87V86H98ZM119 87V86H118ZM137 87H139V86H137ZM141 87V86H140ZM143 87V86H142ZM163 87V86H162ZM170 87V86H169ZM190 87V86H189ZM200 87V86H199ZM245 87V86H244ZM243 87V88H244ZM4 88H6V87H4ZM8 88V87H7ZM19 88V87H18ZM23 88H21L22 90H23ZM29 88H30V86H29ZM40 88V89H41ZM44 88V89H45ZM68 88H70V87H68ZM73 88V89H74ZM79 88V87H78ZM77 88V89H78ZM129 88H131V86L129 87ZM176 88V87H175ZM177 88V89H178ZM192 88V87H191ZM190 88V89H191ZM217 88V87H216ZM242 88V89H243ZM9 89V88H8ZM15 90H16V88H14ZM37 89V88H36ZM39 89V90H40ZM51 89H53L52 87H51ZM72 89V88H71ZM80 89V88H79ZM79 89H78V91H79ZM81 89H83V88H81ZM96 88H94V90H95ZM106 89V88H105ZM140 89L138 90V91H140ZM188 89V88H187ZM194 90H186V91H184V90H181V88H179V90H181L183 93H182V95H185V96H188V97H186V98H192V100H194L195 98L197 99V97L200 95V93H199V91L197 92L196 91V88L194 87L193 88ZM201 89V88H200ZM20 90V89H19ZM22 90H21V92H22ZM25 90V89H24ZM33 90V92H35ZM42 90V89H41ZM131 90V89H130ZM178 90V91H179ZM213 90V89H212ZM217 90V89H216ZM252 90H250V91H252ZM0 91L1 92H3V90H1L0 89ZM47 91H49V93L50 92H52V91H50V90H47ZM58 91V90H57ZM76 91V90H75ZM74 91V92H75ZM97 91H99V90H97ZM132 91V90H131ZM159 91V90H158ZM203 91H204V89H203ZM206 91V90H205ZM222 91V90H221ZM12 92V91H11ZM19 92V91H18ZM38 92V91H37ZM44 92L46 93V91L44 90ZM63 92V91H62ZM73 92V91H72ZM73 92V93H74ZM80 92V91H79ZM94 92V91H93ZM142 92V91H141ZM180 92V91H179ZM5 93V92H4ZM7 93V92H6ZM20 93V92H19ZM24 93H25V91H24ZM26 93H28L27 92V90H26ZM31 93V92H30ZM36 93V92H35ZM35 93H34V95H35ZM38 93H41V92H38ZM37 93V94H38ZM42 93H43V91H42ZM59 93V92H58ZM78 93V92H77ZM91 93H92V91H91ZM115 93V92H114ZM135 93V92H134ZM162 93V92H161ZM205 93H207V92H205ZM219 93V92H218ZM231 93V92H230ZM243 93V92H242ZM251 93V92H250ZM15 94V93H14ZM21 94H23V93H21ZM29 94V93H28ZM33 94V93H32ZM36 94V95H37ZM44 94V93H43ZM48 94V93H47ZM95 94V93H94ZM100 94V93H99ZM98 94V95H99ZM103 94V93H102ZM111 94H113L112 93V91H111ZM127 94V93H126ZM141 94V93H140ZM209 94V93H208ZM214 95H215V93H213ZM212 94V95H213ZM229 94V93H228ZM246 94V93H245ZM247 94H249V92L247 93ZM255 94V93H254ZM257 94V93H256ZM257 94V95H258ZM2 95V94H1ZM12 95V94H11ZM18 95V94H17ZM35 95V96H36ZM52 95V94H51ZM51 95H49V97L51 96ZM104 95V94H103ZM116 95V94H115ZM132 95H134V94H132ZM153 95H155V96H153ZM181 95V96H182ZM201 95H203L202 93H201ZM212 95H210V96H212ZM244 95V94H243ZM250 95V94H249ZM248 95V96H249ZM253 95V94H252ZM8 96V95H7ZM13 96V95H12ZM31 97H32V95H30ZM29 96V97H30ZM35 96H33V98L35 99V101H36V98L37 97H35ZM45 96H47V95H44V97ZM70 96V95H69ZM73 96V95H72ZM75 96V95H74ZM90 96V95H89ZM88 96V97H89ZM140 96V95H139ZM143 96V95H142ZM142 96H140V97H142ZM145 96L143 97V98H145ZM204 96H206V95H204ZM221 96V95H220ZM237 96H239V95H237ZM2 97H3V95H2ZM17 98H16V100L20 97H18V96H16ZM24 99L26 100V101H28L27 100V98H26V95H24ZM43 97V96H42ZM43 97V98H44ZM48 97V98H49ZM65 97H67V95L65 96ZM107 96H105V98H106ZM184 97V96H183ZM229 97V96H228ZM256 97V96H255ZM1 98V97H0ZM5 98V97H4ZM14 98H15V96H14ZM13 98V99H14ZM39 98H41V97H39ZM71 98V97H70ZM130 98V97H129ZM174 98V97H173ZM185 98V97H184ZM199 98V97H198ZM201 98H202V96H201ZM207 98H208V96H207ZM235 98V97H234ZM12 99V98H11ZM29 99V98H28ZM33 99V100H34ZM42 99V98H41ZM47 98H45L44 100H43V103H44V101L46 100ZM50 99H51V97H50ZM109 99V98H108ZM169 99V98H168ZM176 99V98H175ZM174 99V100H175ZM178 99V98H177ZM189 99V100H190ZM231 99H233V97L231 96ZM4 100V99H3ZM7 100H8V98H7ZM30 100H32L31 98H30ZM38 100V99H37ZM62 100V99H61ZM65 100H67V98L65 99ZM69 100V99H68ZM68 100H67V102L66 103H69L68 102ZM72 100V99H71ZM92 100V99H91ZM94 100V99H93ZM104 100V99H103ZM110 100V99H109ZM143 100V99H142ZM170 100V99H169ZM173 100V101H174ZM180 100V99H179ZM181 100H182V98H181ZM185 100V99H184ZM191 100V101H192ZM208 100V99H207ZM212 100V99H211ZM5 102H6V99L4 100ZM15 100H13V101H7L9 104H12V102H14ZM23 101V100H22ZM38 101H40V100H38ZM47 101V100H46ZM52 101V100H51ZM57 101H59V99L57 100ZM101 101H102V99H101ZM111 101V100H110ZM114 101V100H113ZM195 101V100H194ZM199 101H200V99H199ZM203 101V100H202ZM233 101V100H232ZM11 102V103H10ZM18 102H19V100H18ZM21 102V101H20ZM33 102V101H32ZM48 102V101H47ZM76 102V101H75ZM80 102H82V101H80ZM93 102V101H92ZM106 102V101H105ZM149 102V101H148ZM158 102V103H159ZM177 102H179V101H177ZM186 102H188V101H186ZM190 102V101H189ZM188 102V103H189ZM208 102V101H207ZM211 102V101H210ZM220 102V101H219ZM8 103H6V104H8ZM14 103H16L17 104V102L15 101ZM22 103V102H21ZM21 103H20V105H21ZM24 103V102H23ZM25 103H27V102H25ZM37 103V101L35 102V104ZM49 103V102H48ZM54 103V102H53ZM71 103V102H70ZM69 103V104H70ZM117 103V102H116ZM121 103H122V101H121ZM157 103V104H158ZM173 103V102H172ZM175 104H176V102H174ZM212 103V102H211ZM231 103V102H230ZM229 103V104H230ZM241 103V102H240ZM29 104H31L30 103V101H28V105ZM33 104V103H32ZM34 104V105H35ZM38 104H39V102H38ZM41 105H46V102L44 103V104H42V103H40ZM50 104V103H49ZM60 104V103H59ZM62 104V103H61ZM69 104H68V106H69ZM73 105H76V104H74V103H72ZM77 104H78V102H77ZM86 104V103H85ZM106 105L108 104V103H105ZM119 104V103H118ZM129 104V103H128ZM127 104V105H128ZM181 104V103H180ZM197 104V103H196ZM202 104H204V103H202ZM228 103H227V105H229ZM234 104V103H233ZM19 105V104H18ZM18 105H17V107H18ZM27 105V107L29 108V106ZM44 105V107H41V108H49V107H47V106H45ZM53 105V104H52ZM64 105V104H63ZM71 105V104H70ZM104 105V104H103ZM106 105L104 106V107H106ZM109 105V104H108ZM107 105V106H108ZM126 105V104H125ZM149 105H150V103H149ZM183 103L181 104V107L183 108ZM189 105V104H188ZM193 105V104H192ZM231 105H232V103H231ZM235 105H238V104H235ZM246 103H245V108H246ZM253 105H254V103H253ZM253 105H251V106H253ZM256 105V104H255ZM7 107H8V105H6ZM10 106V105H9ZM13 105H11L10 107H12ZM16 106V105H15ZM36 106H37V104H36ZM34 107V106H32V105H30V108L33 110V108L34 109H36V111L38 110V107ZM39 106V105H38ZM48 106H50V107H53V106H51V105H48ZM79 106V105H78ZM129 106V105H128ZM139 106V105H138ZM142 106V105H141ZM151 106V107H152ZM165 106V105H164ZM185 106V105H184ZM186 106H187V103H186ZM190 106H191V104H190ZM194 106H196V105H194ZM208 106H210V105H208ZM217 106V105H216ZM247 106H249V105H247ZM21 108H22V105L20 106ZM24 107H25V105H23V108H22V111L24 110ZM64 107V106H63ZM63 107L61 108V110L63 109ZM74 107V106H73ZM72 107V109H74ZM80 107V106H79ZM109 107V106H108ZM107 107V108H108ZM135 107V106H134ZM137 107V106H136ZM135 107V108H136ZM155 107H157V106H155ZM159 107H160V104H159ZM163 107V106H162ZM171 107V106H170ZM180 107V106H179ZM189 106H187L186 108H188ZM192 107V106H191ZM228 107V106H227ZM257 107L255 106V107H253L254 109L256 108L257 109ZM9 108V107H8ZM19 108V107H18ZM18 108L16 109V107H15V109H14V111H20L21 110V108L18 110ZM28 108H26L27 109V111H28ZM56 108H58V107H56ZM59 108H60V105H59ZM76 108V107H75ZM103 108V107H102ZM110 108H111V106H110ZM128 108V107H127ZM154 108V107H153ZM158 108V107H157ZM163 108H165V107H163ZM242 108V107H241ZM252 108V107H251ZM12 110H11V112H9V110L10 109H8V111H7V108L4 106V103H3V101H2V99H0V127H4L5 125L7 126L9 123H13V122H17L18 123V121H17V119H20L21 117L20 116H22V115H18L17 117V119H15V116L17 115H15L14 116V114H13V108H11ZM50 110H51V108H49ZM48 109V110H49ZM66 109H67V111H68V109H70V108H67L66 107ZM79 109V108H78ZM78 109H76V111L78 110ZM81 109V108H80ZM92 109H94V108H92ZM99 110H100V108H98ZM139 108L137 107L136 108V110H138ZM180 109V108H179ZM196 109V108H195ZM233 108H231V110H232ZM30 110V109H29ZM31 110V111H32ZM44 110V109H43ZM53 110H55L54 109V107H53ZM52 110V111H53ZM60 110V111H61ZM75 110V109H74ZM98 110V111H99ZM106 110V109H105ZM157 110V109H156ZM167 110V109H166ZM187 110V109H186ZM240 110V109H239ZM238 110V111H239ZM249 110H250V108H249ZM253 110V109H252ZM17 111L15 112V113H17ZM22 111H20V112H22ZM35 111V110H34ZM41 111V110H40ZM57 111V110H56ZM64 111H65V109H64ZM64 111L62 110L61 112H63L64 113ZM81 111V110H80ZM103 111H104V109H103ZM108 111V109L106 110V112ZM162 111V110H161ZM203 111V110H202ZM201 111V112H202ZM234 111H236V110H234ZM241 111V110H240ZM242 111H243V109H242ZM254 112L253 113H255V110H253ZM25 112H26V110H25ZM24 112V113H25ZM38 112V113H37ZM36 113L37 114H39V110L37 111ZM49 112V111H48ZM72 112H73V110H72ZM71 112V113H72ZM84 112V111H83ZM125 112V111H124ZM163 112V111H162ZM169 112V111H168ZM219 112V111H218ZM222 112V111H221ZM225 112H226V110H225ZM230 113H231V111H229ZM245 112V111H244ZM248 112H251V110L250 111H248ZM258 112V111H257ZM34 112L32 111V112H29V114H30V116H35L34 114H33ZM40 113H42V112H40ZM45 113V111L43 112V114ZM54 113V112H53ZM56 113V112H55ZM54 113V114H55ZM68 113H69V111H68ZM67 113V116L69 115ZM78 112H76L75 113V111H74V114H75V116H76V114H77ZM96 113V112H95ZM100 113V112H99ZM141 113V112H140ZM164 113H165V111H164ZM170 113V112H169ZM168 113V114H169ZM198 113V112H197ZM197 113H196V116H198L197 115ZM205 113H206V111H205ZM236 113V112H235ZM19 114V113H18ZM21 114H23V112L21 113ZM26 114H27V112H26ZM36 114V115H37ZM43 114H41L42 116H44ZM60 114V113H59ZM58 114V115H59ZM73 114V113H72ZM109 114V113H108ZM115 114V113H114ZM167 114V113H166ZM194 114V113H193ZM218 114V113H217ZM220 114V113H219ZM232 114V113H231ZM28 115V114H27ZM40 115V114H39ZM39 115H37L36 117H38ZM40 115V116H41ZM57 115V116H58ZM100 115H102L103 116V114L102 113H100ZM112 115V114H111ZM143 115V114H142ZM148 115V114H147ZM153 115V114H152ZM162 115H163V113H162ZM204 115V114H203ZM207 115V114H206ZM234 115V114H233ZM239 115H241L240 113H239ZM256 115V114H255ZM254 115V116H255ZM29 115H28V117L26 116V118H28V119H33V117H31V118H29L30 117ZM42 116H41V118H42ZM47 116H48V114H47ZM50 116H52V115H50ZM50 116H48L49 117V119H50ZM63 116H66V115H63ZM72 116V115H71ZM74 116V115H73ZM74 116V117H75ZM92 116V115H91ZM131 116V115H130ZM154 116V115H153ZM167 116H170V115H167ZM217 116V115H216ZM222 116H224V115H222ZM231 116V115H230ZM244 116V115H243ZM25 117V116H24ZM36 117H34V119L36 120L37 118ZM45 117L46 116H44V119H45ZM54 118L56 117L55 115L53 116ZM74 117H72V118H74ZM77 117V116H76ZM82 117V116H81ZM105 117V116H104ZM103 117V118H104ZM199 117V116H198ZM224 117H226V116H224ZM224 117H222V119L224 118ZM241 117H242V115H241ZM58 118V117H57ZM64 119H65V117H63ZM67 118H69V117H67ZM66 118V119H67ZM166 118V117H165ZM175 118V117H174ZM197 118V117H196ZM204 118V117H203ZM215 118V117H214ZM231 118V117H230ZM230 118H228L229 120H230ZM232 118H233V116H232ZM256 118V117H255ZM40 119V118H39ZM43 118H42V120H44ZM70 120H71V118H69ZM169 119H170V117H169ZM216 119V118H215ZM226 119V118H225ZM228 119H226L227 121H228ZM238 119V118H237ZM251 119V118H250ZM257 119V118H256ZM16 120V121H15ZM23 120L26 122L27 121V119L25 120V119H22V120H20V121H22L23 122ZM35 120H33L34 122H35ZM42 120H36L37 122L39 121L41 124H42ZM55 120V119H54ZM58 120H60V119H58ZM68 120V119H67ZM67 120L66 121H63V122H65V123H68L67 122ZM70 120H68V121H70ZM106 120V119H105ZM196 120V119H195ZM204 120H205V118H204ZM224 120V119H223ZM242 120V119H241ZM248 120V119H247ZM247 120H245V121H247ZM19 121V122H20ZM31 121V120H30ZM32 121V122H33ZM45 121H46V119H45ZM47 121H48V118H47ZM56 121H57V119H56ZM76 121V122H75ZM74 122H75V124H77L79 121L78 120H75ZM78 121V122H77ZM104 121V120H103ZM139 121V120H138ZM151 121V120H150ZM160 121V120H159ZM221 121V120H220ZM231 121V120H230ZM237 121V120H236ZM52 122H55V121H52ZM59 122H61V120L59 121ZM73 122V120L71 121V123ZM89 122V121H88ZM109 122V121H108ZM158 122V121H157ZM164 122V121H163ZM202 122V121H201ZM207 122V121H206ZM238 122V121H237ZM16 123V124H17ZM30 124H31V122H29ZM56 123L57 122H55V126H56ZM93 123V122H92ZM104 123V122H103ZM106 123V122H105ZM140 123H141V121H140ZM210 123V122H209ZM232 123V122H231ZM235 123V122H234ZM15 124V123H14ZM23 124H25V123H23ZM37 124V123H36ZM36 124H34V125H36ZM74 124V125H75ZM200 124V123H199ZM236 124V123H235ZM239 124V123H238ZM18 125H19V123H18ZM17 125V126H18ZM42 125H44V124H42ZM47 125V124H46ZM57 125H59V123L57 124ZM67 125H69V124H67ZM78 125H79V123H78ZM80 125H81V123H80ZM105 125V124H104ZM103 125V126H104ZM107 125V127H108V124H106ZM203 125V124H202ZM210 125V124H209ZM229 125V124H228ZM231 125H233V124H231ZM259 125V124H258ZM257 124H256V128H257V126H258ZM11 126H14V125H11ZM16 126V127H17ZM21 126H22V124H21ZM27 126V125H26ZM32 126V125H31ZM38 127H39V129L41 130V128H44L45 127V129H46V127L47 126H43V127H41V126H39V124L37 125ZM48 126H50V125H48ZM60 126V125H59ZM63 126H65V125H63ZM71 126V125H70ZM76 126V125H75ZM82 126V125H81ZM90 126V125H89ZM121 126V125H120ZM239 126V125H238ZM238 126H237V128H238ZM241 126V125H240ZM253 126V125H252ZM8 127V126H7ZM28 127H29V125H28ZM36 127V126H35ZM38 127H37V130H39L38 129ZM41 127V128H40ZM57 127V126H56ZM56 127H55V129H56ZM60 127H62V126H60ZM66 127V126H65ZM68 127V126H67ZM100 128H101V126H99ZM106 127V128H107ZM127 127H128V125H127ZM174 127V126H173ZM246 127H248V126H246ZM251 127V126H250ZM249 127V128H250ZM1 128V129H2ZM14 128V127H13ZM31 128V127H30ZM49 128H51V127H49ZM53 128V127H52ZM64 128V127H63ZM71 128H73V126L71 127ZM75 129H77L78 131H79V126L76 128V127H74ZM73 128V129H74ZM89 128V127H88ZM110 128V127H109ZM118 128V127H117ZM125 128V127H124ZM236 128V127H235ZM243 128V127H242ZM253 128V127H252ZM255 128V129H256ZM7 129V128H6ZM12 129V127L10 128V130ZM19 129H21V127L19 128ZM19 129H17L18 131H19ZM28 129V128H27ZM31 129H33V128H31ZM35 129V128H34ZM34 129L33 130H31L32 132L34 131ZM44 129V130H45ZM54 129V128H53ZM54 129V130H55ZM65 129V128H64ZM72 129V130H73ZM86 129V128H85ZM126 129V128H125ZM247 129V128H246ZM3 130V129H2ZM8 130V129H7ZM24 130V129H23ZM22 130V131H23ZM29 130V129H28ZM50 130V129H49ZM52 130V129H51ZM50 130V131H51ZM68 130V129H67ZM67 130H66V132H67ZM71 130V131H72ZM81 130V129H80ZM142 130V129H141ZM171 130V129H170ZM218 130V129H217ZM227 130V129H226ZM250 130V129H249ZM254 130V129H253ZM6 131V130H5ZM13 131H14V133H13V136H16V138H17V136L19 135H16L15 133H16V129L14 130L13 129ZM36 131V130H35ZM57 131V130H56ZM59 131V130H58ZM62 131H64L63 129H62ZM82 131H84V129L82 130ZM85 131H87V130H85ZM106 131V130H105ZM135 131V130H134ZM139 131V130H138ZM157 131V130H156ZM172 131V130H171ZM232 131V130H231ZM0 132H1V130H0ZM8 132V131H7ZM6 132V133H7ZM10 133H12L11 131H9ZM30 131H28L27 133H29ZM44 132V131H43ZM43 132H41V133H43ZM55 132V131H54ZM61 132V131H60ZM69 132V131H68ZM75 132V131H74ZM97 132V131H96ZM130 132V131H129ZM233 132V131H232ZM240 132V131H239ZM238 132V133H239ZM248 132V131H247ZM253 132V131H252ZM251 132V133H252ZM3 133H5V132H3ZM10 133H9V135H10ZM36 133V132H35ZM47 133V132H46ZM56 133V132H55ZM99 133H101V132H99ZM131 133H132V131H131ZM136 133H138V132H136ZM181 133V132H180ZM217 133V132H216ZM244 134H245V132H243ZM243 133H241V135L243 134ZM255 133V132H254ZM253 133V135L255 136V134ZM258 133V132H257ZM1 134V133H0ZM15 134V135H14ZM45 134V133H44ZM64 134V133H63ZM74 134H77V131H76V133H74ZM82 134V133H81ZM87 134V133H86ZM91 134V133H90ZM121 134V133H120ZM139 134V133H138ZM169 134V133H168ZM167 134V135H168ZM224 134V133H223ZM237 134V133H236ZM249 134V133H248ZM6 135V134H5ZM4 135V136H5ZM9 135L7 136V137H9ZM12 135V134H11ZM23 135H24V133H23ZM37 135V134H36ZM39 135V134H38ZM42 135V134H41ZM61 135V134H60ZM69 135V134H68ZM80 135V134H79ZM78 135V136H79ZM161 135V134H160ZM178 135V134H177ZM185 135V134H184ZM188 135V134H187ZM193 135H194V133H193ZM219 135V134H218ZM233 134H231L230 136H232ZM241 135H240V138H241ZM246 135V134H245ZM256 135V136H257ZM22 136V135H21ZM26 136V135H25ZM30 136H31V134H30ZM35 136V135H34ZM44 137H45V135H43ZM65 136V135H64ZM84 136H85V134H84ZM87 136V135H86ZM90 136H94V135H90ZM109 136V135H108ZM117 136V135H116ZM127 136H129L128 134H127ZM133 136V135H132ZM170 136V135H169ZM172 136V135H171ZM190 136V135H189ZM253 136V137H254ZM255 136V137H256ZM19 137V136H18ZM47 137V136H46ZM53 137H54V135H53ZM57 137H60V136H57ZM71 137H72V135H71ZM77 137V136H76ZM80 137V136H79ZM95 137H97V134H96V136ZM115 137V136H114ZM178 137V136H177ZM182 137V136H181ZM186 137V136H185ZM192 137V136H191ZM218 137V136H217ZM220 137H221V135H220ZM234 137V136H233ZM235 137H237L236 135H235ZM250 137V136H249ZM2 138V137H1ZM5 138H6V136H5ZM5 138H4V140H5ZM16 138H15V144H16V142H18V141H16ZM31 138V137H30ZM42 138V137H41ZM48 138H49V136H48ZM50 138H52L51 136H50ZM70 138V137H69ZM81 138H83L82 136H81ZM80 138V139H81ZM89 138V137H88ZM102 138V137H101ZM126 138H129V137H126ZM168 138V137H167ZM180 138V137H179ZM197 138H198V136H197ZM251 138H252V136H251ZM251 138H249V139H251ZM7 139V138H6ZM14 139V138H13ZM12 139V140H13ZM28 139V138H27ZM34 139V138H33ZM36 139V138H35ZM42 139H44V138H42ZM53 139V138H52ZM57 139V138H56ZM60 139H62V138H60ZM73 139V138H72ZM79 139V138H78ZM97 139H98V137H97ZM96 139V141L98 142L99 140H97ZM104 139V138H103ZM130 139H131V137H130ZM157 139H159V138H157ZM163 139V138H162ZM208 139V138H207ZM234 139V138H233ZM236 139V138H235ZM238 139H239V137H238ZM255 139V138H254ZM1 140V139H0ZM18 140H21L20 138H18ZM23 141H24V139H22ZM21 140V141H22ZM49 139H47V141H48ZM63 140V139H62ZM64 140H66V139H64ZM135 140V139H134ZM160 140V139H159ZM183 140V139H182ZM188 140H189V137H188ZM194 140V139H193ZM224 140H226V139H224ZM237 140V139H236ZM240 140V139H239ZM241 140H242V138H241ZM253 140V139H252ZM256 140H254V141H256ZM2 141V140H1ZM0 141V142H1ZM8 141L9 142H11L12 143V141L11 140H9V138H8ZM57 141H60V140H57ZM75 141H77V139L75 140L74 139V142ZM81 141V140H80ZM92 141H94L93 143L95 144V140H92ZM104 141V140H103ZM161 141V140H160ZM181 141V140H180ZM231 141V140H230ZM3 142H5V141H3ZM9 142H8V144H9ZM32 142H34V141H32ZM31 142V143H32ZM43 142H45L46 143V141H43ZM50 142V141H49ZM54 142V141H53ZM52 142V143H53ZM66 142H68V141H66ZM78 142H79V140H78ZM86 142H88V141H86ZM86 142H83V140H82V143H86ZM169 142V141H168ZM186 142V141H185ZM195 142V141H194ZM227 142V141H226ZM241 142V141H240ZM240 142H238V143H240ZM244 142V141H243ZM246 142H247V139H246ZM14 143V142H13ZM23 143H25L26 144V142L24 141ZM42 143V142H41ZM45 143H43L44 144V146L46 147V145H48V144H45ZM51 143V142H50ZM55 143H57V142H55ZM54 143V144H55ZM81 143V142H80ZM79 143V144H80ZM162 143V142H161ZM160 143V144H161ZM180 143V142H179ZM184 143V142H183ZM203 144H205L204 142H202ZM232 143H236V142H232ZM248 143V142H247ZM249 143H251L250 141H249ZM254 143V142H253ZM253 143H251V144H253ZM2 144H5V143H2ZM7 144V143H6ZM5 144V145H6ZM18 144L20 145V142H18ZM21 144H22V142H21ZM35 143H32V144H30V145H28L29 147H31V145L33 146ZM38 144V143H37ZM40 144V143H39ZM38 144V145H39ZM53 144V145H54ZM76 144V143H75ZM90 144H92V143H90ZM93 144V145H94ZM115 144V143H114ZM149 144V143H148ZM163 144V143H162ZM228 144H231V143H228ZM241 144V143H240ZM255 144V145H256ZM17 145V144H16ZM38 145H35L34 147H37ZM50 145V144H49ZM61 145H62V142H61ZM65 145V144H64ZM63 145V146H64ZM78 145V144H77ZM132 145V144H131ZM168 145V144H167ZM186 145L187 144H185V147H186ZM195 145V144H194ZM244 145V144H243ZM250 145V144H249ZM18 146V145H17ZM21 146V145H20ZM20 146H18L19 148H20ZM27 146V144L25 145V146H21V147H27V149L29 148ZM66 146V145H65ZM69 146V145H68ZM74 146V144L72 145V147ZM96 146V145H95ZM98 146V145H97ZM112 146V145H111ZM162 146V145H161ZM225 146V145H224ZM236 146V145H235ZM234 146V147H235ZM245 146V145H244ZM247 146V145H246ZM254 146V145H253ZM7 148H8V146H6ZM10 147H11V144H10ZM13 147V146H12ZM17 147V148H18ZM38 147H40V146H38ZM45 147H44V150H45ZM58 148H59V146H57ZM83 147V146H82ZM101 147H102V145H101ZM119 147H121V146H119ZM123 147V146H122ZM208 147V146H207ZM217 147V146H216ZM231 147V146H230ZM239 148H240V146H238ZM248 147H250V146H248ZM257 147V146H256ZM0 148H3V147H0ZM7 148H4L5 149V151H6V149ZM14 148V147H13ZM32 149H33V147H31ZM48 148V147H47ZM55 148V147H54ZM76 147H74L73 149H75ZM78 148H79V146H78ZM100 148V147H99ZM103 148V147H102ZM133 148V147H132ZM135 148V147H134ZM144 148H146V147H144ZM198 148V147H197ZM200 148V147H199ZM217 148H219V147H217ZM224 148V147H223ZM226 148V147H225ZM228 148V147H227ZM233 148V147H232ZM231 148V150H233ZM237 148V147H236ZM247 148V147H246ZM10 149V148H9ZM8 149V150H9ZM22 150H20L19 152H21L22 153V151H23V153L25 154V151H24V149L23 148H21ZM30 149V148H29ZM36 149V148H35ZM41 149V148H40ZM39 148H38V150L37 151H35V153H34V149L33 150H31V153H32V155L33 154H35L36 156H37V154L38 153H40L39 151H41ZM48 149H50V146H49V148ZM67 149H68V147H67ZM70 149V148H69ZM107 149V148H106ZM127 149V148H126ZM211 149H213V148H211ZM220 149V148H219ZM15 151H16V149H14ZM51 150V149H50ZM64 150V149H63ZM76 150V149H75ZM75 150H73V151H75ZM79 150V149H78ZM77 150V151H78ZM87 150V149H86ZM100 150H101V148H100ZM206 150V149H205ZM210 150V149H209ZM227 150V149H226ZM226 150H224V151H226ZM229 150H230V148H229ZM230 150V151H231ZM237 151H238V149H236ZM241 150H243L242 148L239 150V151H241ZM246 150V149H245ZM249 150V149H248ZM251 150V149H250ZM12 151V150H11ZM27 151H29V150H27ZM33 151V152H32ZM51 151H54V150H51ZM93 151V150H92ZM91 151V152H92ZM137 151H138V148H137ZM140 151V150H139ZM189 151V150H188ZM197 152H198V150H196ZM195 151V152H196ZM200 151V150H199ZM212 151V150H211ZM214 151H215V149L213 150V153H214ZM224 151L222 152V153H224ZM228 151V150H227ZM237 151H236V153H237ZM253 151V150H252ZM256 151V150H255ZM4 152V151H3ZM2 152V153H3ZM9 152V151H8ZM18 152V153H19ZM43 152H45V151H43ZM49 152V151H48ZM57 152H58V149H57ZM57 152H55V153H57ZM76 152V151H75ZM108 152V151H107ZM143 152V151H142ZM147 152V151H146ZM168 152V151H167ZM184 152V151H183ZM210 152V151H209ZM208 152V153H209ZM216 152H217V150H216ZM220 152V151H219ZM254 152V151H253ZM14 153H16V152H14ZM13 153V154H14ZM28 153V152H27ZM30 152H29V155L31 154ZM45 153H47V152H45ZM52 153V155L51 156H53V152H51ZM61 153V152H60ZM66 153H68V152H66ZM65 153V154H66ZM83 153V152H82ZM93 153V152H92ZM95 153V152H94ZM102 153V152H101ZM106 153V152H105ZM157 153V152H156ZM185 153V152H184ZM205 153V152H204ZM226 153V152H225ZM228 153V152H227ZM225 154V156L226 155H228V154ZM230 153H232V151L230 152ZM235 153V152H234ZM239 153V152H238ZM4 154V153H3ZM2 154V155H3ZM44 154V153H43ZM42 154V155H43ZM59 154V153H58ZM73 154V153H72ZM71 154V155H72ZM77 155H78V153H76ZM88 154V153H87ZM103 154V153H102ZM130 154V153H129ZM132 154V153H131ZM141 154H143V153H141ZM147 154V153H146ZM145 154V155H146ZM167 154V153H166ZM199 154V153H198ZM215 154V153H214ZM221 154V153H220ZM240 154V153H239ZM237 155V156H240V155ZM245 154V153H244ZM249 154V153H248ZM255 154V153H254ZM28 155V154H27ZM29 155L27 156V157H29ZM42 155H41V157H42ZM60 155H62V154H60ZM68 155V154H67ZM66 155V156H67ZM74 155V154H73ZM76 155V156H77ZM81 155V154H80ZM80 155H78V156H80ZM89 155V154H88ZM97 155H98V153H97ZM110 155V154H109ZM135 155V154H134ZM151 155V154H150ZM161 155V154H160ZM159 155V156H160ZM185 155H186V153H185ZM190 155H191V153H190ZM204 155V154H203ZM217 155V154H216ZM233 155H235V154H233ZM245 155H247V153L245 154ZM1 156V155H0ZM7 156V155H6ZM17 156H21V155H17ZM38 156H40V155H38ZM45 156V155H44ZM44 156H43V158H44ZM47 156V155H46ZM49 156V155H48ZM58 156V155H57ZM75 156V155H74ZM120 156V155H119ZM128 156V155H127ZM136 156V155H135ZM139 156V155H138ZM143 156V155H142ZM159 156H158V158H159ZM174 156V155H173ZM177 156V155H176ZM189 156V155H188ZM193 156V155H192ZM210 156V155H209ZM236 156V155H235ZM243 156V155H242ZM10 157V156H9ZM22 157V156H21ZM23 157H25V160H28V159H26V156H24L23 155ZM22 157V158H23ZM54 157V156H53ZM62 157V156H61ZM68 158L70 157V156H67ZM97 157V156H96ZM101 157H103V156H101ZM100 156H99V158H101ZM140 157H141V155H140ZM147 157H149L148 155H147ZM147 157H146V159H147ZM151 157V156H150ZM157 157V156H156ZM163 157V156H162ZM197 157H199V156H197ZM220 157V156H219ZM222 157V156H221ZM231 157H233V156H231ZM230 157V158H231ZM250 157H252V156H250ZM2 158V157H1ZM14 158H15V156H14ZM17 158H19V157H17ZM31 158H33V156H30L29 157V159L31 160ZM46 158V157H45ZM44 158V159H45ZM67 158V159H68ZM70 158H72V156L70 157ZM75 158V157H74ZM73 158V159H74ZM104 158V157H103ZM144 158V157H143ZM154 158V157H153ZM161 158V157H160ZM169 158V157H168ZM189 158V157H188ZM223 158V157H222ZM227 158V157H226ZM240 158H242V157H239V159ZM254 159H255V157H253ZM6 159H7V157H6ZM36 159V158H35ZM40 159V158H39ZM43 159V161L41 160V161H39V162H35L36 164L34 165L33 164V162L35 161V160H32L33 162L31 163V162H29V163H31L32 165H34V166H31L32 168H31V172L30 171H28V170H24L25 168H27V165L29 166L30 164H27L26 163V161L24 162L26 165H24V166H26L25 168H23V169H21L20 167H18L17 165H16V167L14 168V169H12L14 172H13V175H12V177H10L11 179H10V181H8L9 179H5L4 178V180L2 179V181L0 180V239H2V241H3V243L4 242H10V240H13V245H12V249L11 250H8L7 251V254H6V256L5 255H0V264H8L7 262H5V260L7 259V260H13L12 262H15V264H30V260H29V256L31 257V255H29V248H30V246L32 245V243L34 244L35 243V245L37 244V246L38 247H43V243L44 242H42V240H43V235L42 234H40V231L39 232H37L36 230H35V226H36V223H35V221L33 220V219H31L30 217H29V219H27V217L25 216V215H21V216H19L18 215V213H19V209H21L20 208V204L21 203H19L18 201H17V199H16V197H18V196H16L17 195V192L18 191H22L24 194H29L30 192H29V188H33L34 190H35V188H38V191L39 190H41V191H43V193H44V190H46L47 191V189H49L50 188V190H51V187L53 186V181L54 180H52V177H51V175L55 172L54 171V169L56 168V169H58L57 168V166H55L54 164H60V162L58 163V162H56L55 163V161L57 160H55L54 161V164L52 163V160L51 159H53V158H46L45 160ZM59 159V158H58ZM191 159V158H190ZM192 159H194V158H192ZM204 159V158H203ZM202 159V160H203ZM206 159V158H205ZM233 159V158H232ZM231 159V160H232ZM236 158H234V160H235ZM244 159H245V157H244ZM249 159V158H248ZM251 159V158H250ZM1 160V159H0ZM13 160V159H12ZM38 160V159H37ZM64 160V158L61 160V161H63ZM76 160V159H75ZM101 160V159H100ZM121 160V159H120ZM125 160V159H124ZM143 160V159H142ZM141 160V161H142ZM154 160V159H153ZM160 160V159H159ZM167 160V159H166ZM170 160H172V159H170ZM194 160H196V158L194 159ZM200 160V159H199ZM201 160V161H202ZM220 160V159H219ZM218 160V161H219ZM224 160V159H223ZM222 160V161H223ZM243 160V159H242ZM253 160V159H252ZM3 161V160H2ZM9 161V160H8ZM13 161H15V160H13ZM12 161V162H13ZM17 161V160H16ZM23 161V160H22ZM69 161V160H68ZM79 161V160H78ZM77 161V164L79 163ZM133 161V160H132ZM135 161V160H134ZM139 161H140V159H139ZM179 161V160H178ZM198 161V160H197ZM209 161H211V160H209ZM221 161V160H220ZM240 161V160H239ZM244 161H246V160H244ZM7 162V161H6ZM10 162H11V160H10ZM17 162H19V161H17ZM76 162V161H75ZM74 162V163H75ZM167 162V161H166ZM169 162V161H168ZM172 162V161H171ZM192 163V161L190 160L189 162H187V163H185V164H187L188 165V163ZM193 162H196V161H193ZM203 162H205V161H203ZM202 162V163H203ZM224 162V161H223ZM227 162V161H226ZM230 162H232V163H237V162H233V161H230ZM249 162L251 163L252 161H250L249 160ZM253 162H254V160H253ZM253 162H252V164H253ZM14 163V162H13ZM20 163V162H19ZM72 162H70L69 164H71ZM105 163H107V162H105ZM146 163V162H145ZM173 163H175V162H173ZM177 163V162H176ZM199 163V162H198ZM218 163V162H217ZM229 163V162H228ZM231 163V164H232ZM3 164V163H2ZM22 164V162L20 163V165ZM63 164V163H62ZM68 164V163H67ZM68 164V165H69ZM139 164V163H138ZM144 164V163H143ZM148 164V163H147ZM147 164H146V166H147ZM212 164V163H211ZM210 164V165H211ZM222 164V163H221ZM226 164V163H225ZM239 164V163H238ZM249 164V163H248ZM55 166V167H53L52 168V166ZM64 165V164H63ZM74 165V164H73ZM73 165H71V166H73ZM75 165H76V163H75ZM123 165V164H122ZM150 165V164H149ZM157 165H159V163L157 164ZM183 165H184V163H183ZM186 165V166H187ZM191 165V164H190ZM213 165H215V164H213ZM219 165V164H218ZM228 165H230V164H228ZM233 165V164H232ZM235 165V164H234ZM251 165V164H250ZM5 166V165H4ZM6 166H10V165H6ZM5 166V167H6ZM14 166V165H13ZM62 166V165H61ZM71 166H69V167H71ZM101 166V165H100ZM142 166V165H141ZM152 166V165H151ZM150 166V167H151ZM174 166H175V164H174ZM181 166V165H180ZM189 166V165H188ZM222 166V165H221ZM221 166H219V168L221 167ZM247 166V165H246ZM253 166V165H252ZM1 167H3V165H1ZM59 167V166H58ZM63 167V166H62ZM74 167V166H73ZM72 167V168H73ZM77 167V166H76ZM75 167V168H76ZM83 167V166H82ZM153 167V166H152ZM185 167V166H184ZM211 167H213L212 165H211ZM226 167H228V166H226ZM232 167V166H231ZM240 167H241V165H240ZM239 167V168H240ZM255 167V166H254ZM4 168V167H3ZM71 168V169H72ZM117 168H119V167H117ZM160 168H162V169H164L165 168V165H162V167H160ZM174 168V167H173ZM181 168V167H180ZM179 168V169H180ZM192 168H194L195 170H197L198 171V173H199V171H200V169H202V168H200V165L199 164H193V167ZM208 168H210V166L208 167ZM216 168H218V167H216ZM222 168V167H221ZM229 168V167H228ZM236 168V167H235ZM242 168V167H241ZM252 168V167H251ZM1 169V168H0ZM53 169V173L52 174H50V171ZM66 169V168H65ZM84 169V168H83ZM124 169V168H123ZM141 169V168H140ZM152 169H154V167L152 168ZM156 169V168H155ZM193 169V170H194ZM225 169V168H224ZM230 169V168H229ZM238 169V168H237ZM8 170V169H7ZM9 170H11V168L9 169ZM81 170V169H80ZM107 170H109V169H107ZM130 170V169H129ZM159 170V169H158ZM169 170V169H168ZM175 170V169H174ZM178 170V169H177ZM204 170V169H203ZM206 170V169H205ZM214 170V169H213ZM217 170V169H216ZM241 171H242V169H240ZM246 170V169H245ZM6 171V170H5ZM61 171V170H60ZM73 171V170H72ZM74 171H75V169H74ZM78 171V170H77ZM83 171V170H82ZM106 171V170H105ZM140 171V170H139ZM150 171V170H149ZM159 171H161V170H159ZM176 171V170H175ZM185 171V170H184ZM208 171V170H207ZM210 171V170H209ZM229 171V170H228ZM232 171V170H231ZM237 171H239V170H237ZM248 171V170H247ZM108 172V171H107ZM141 172V171H140ZM146 172V171H145ZM169 172H170V170H169ZM171 172H172V170H171ZM195 172V171H194ZM221 173L223 172V171H220ZM235 172H236V170H235ZM240 172V171H239ZM245 172V171H244ZM10 173V172H9ZM60 173V172H59ZM76 173V172H75ZM78 173V172H77ZM100 173V172H99ZM98 173V174H99ZM109 173V172H108ZM175 173V172H174ZM180 173V172H179ZM185 173H187V170H186V172ZM193 173V172H192ZM211 173V172H210ZM228 173V172H227ZM226 173V174H227ZM238 173V172H237ZM247 173V172H246ZM245 173V174H246ZM2 174V173H1ZM11 174V173H10ZM65 174V173H64ZM122 174V173H121ZM159 174V173H158ZM157 174V175H158ZM162 173H160V175H161ZM172 174V173H171ZM183 174V173H182ZM202 174V173H201ZM215 174V173H214ZM218 174L220 175V173L218 172ZM223 174H225V173H223ZM230 174H231V172H230ZM229 174V175H230ZM245 174H244V176H245ZM9 175V174H8ZM7 175V176H8ZM77 175V174H76ZM75 175V176H76ZM90 175V174H89ZM106 176H107V174H105ZM154 175V174H153ZM175 175V174H174ZM181 175V174H180ZM190 175V174H189ZM205 175H207V174H205ZM229 175L227 176V177H229ZM235 175H237V174H235ZM241 175H243V174H241ZM3 176V175H2ZM2 176L0 177V178H2ZM6 176V177H7ZM60 176V175H59ZM63 176V175H62ZM61 176V177H62ZM69 176V175H68ZM114 176H115V174H114ZM113 176V177H114ZM145 176V175H144ZM149 176V175H148ZM186 176H187V174H186ZM192 176V175H191ZM194 176V175H193ZM208 176V175H207ZM226 176V175H225ZM230 176H232V174L230 175ZM234 176V175H233ZM239 176H240V173H239ZM5 177V176H4ZM72 177V176H71ZM82 177V176H81ZM100 177V176H99ZM132 177H134V176H132ZM137 177V176H136ZM155 177V180L156 179H159V178H161V179H165V175L163 174V175H161L160 177H156V176H154ZM185 177V176H184ZM198 177V176H197ZM196 177V178H197ZM209 177V176H208ZM213 176H211V178H212ZM223 177V176H222ZM249 177H250V175H249ZM9 178V177H8ZM69 178V177H68ZM73 178H74V176H73ZM78 178V177H77ZM105 178H107V177H105ZM118 178V177H117ZM116 178V179H117ZM150 178V177H149ZM167 178V177H166ZM173 178V177H172ZM177 178V177H176ZM200 178V177H199ZM210 178V177H209ZM221 178V177H220ZM225 178V177H224ZM232 178V177H231ZM235 178V177H234ZM238 178V177H237ZM241 178H243V177H241ZM245 178V177H244ZM61 179V178H60ZM72 179V178H71ZM119 179H120V177H119ZM148 179V178H147ZM153 178H151V180H152ZM175 179V178H174ZM173 179V180H174ZM187 179H189V178H187ZM195 179V178H194ZM218 179V178H217ZM227 179V178H226ZM64 180V179H63ZM73 180V179H72ZM74 180H75V178H74ZM83 180V179H82ZM113 180V179H112ZM111 180V181H112ZM181 180H182V178H181ZM76 181V180H75ZM79 181H80V179H79ZM78 181V182H79ZM126 181V180H125ZM145 181H146V179H145ZM169 181V180H168ZM55 182V181H54ZM82 182V181H81ZM90 182V181H89ZM98 182H100V181H98ZM98 182H97V184H98ZM104 182H106V179H105V181ZM156 182V181H155ZM158 182V181H157ZM165 182V181H164ZM164 182H162V183H160L159 184V187H158V190L160 191V195H161V197H160V199H161V202L163 203L162 204V208L164 209V211H165V208H168L169 207V204H172V203H175V202H178V198H177V195H175L174 193H173V190H172V188H171V186L169 185V184H167V183H164ZM182 183H183V181H181ZM196 182V181H195ZM199 182V181H198ZM63 183V182H62ZM73 183V182H72ZM83 183V182H82ZM81 183V184H82ZM111 183V182H110ZM115 183V182H114ZM152 183V182H151ZM77 184V183H76ZM76 184L74 183V185L76 186ZM107 184V183H106ZM147 184V183H146ZM184 184V183H183ZM198 185H199V183H197ZM73 185V184H72ZM73 185V186H74ZM79 185V184H78ZM90 186L91 185H93V184H89ZM96 185V184H95ZM99 185V184H98ZM102 184H100V186H101ZM110 185V184H109ZM127 185V184H126ZM129 185V184H128ZM145 185V184H144ZM158 185V184H157ZM176 185V184H175ZM193 185V184H192ZM248 185L250 186V188L248 187ZM56 186H57V184H56ZM68 186H70L69 184H68ZM80 186V185H79ZM94 186V185H93ZM115 186V185H114ZM125 186V185H124ZM181 186V185H180ZM190 186V185H189ZM55 187V186H54ZM53 187V188H54ZM58 187V186H57ZM60 187V186H59ZM88 188H89V186H87ZM118 187V186H117ZM120 187H122V186H120ZM119 187V188H120ZM131 187V186H130ZM148 187V186H147ZM182 187V186H181ZM187 187V186H186ZM195 187V186H194ZM199 187V186H198ZM61 188V187H60ZM66 188H67V186H66ZM77 188V187H76ZM85 188V187H84ZM90 188H92V187H90ZM95 189L97 188L96 186L94 187ZM111 188V187H110ZM114 188V187H113ZM184 188V187H183ZM182 188V189H183ZM196 188V187H195ZM32 189V190H33ZM81 189V188H80ZM80 189H79V191H80ZM83 189V188H82ZM98 189V188H97ZM115 189V191L117 190L116 188H114ZM156 188H154V190H155ZM179 189H181V188H179ZM54 190H56L55 188H54ZM63 190V189H62ZM75 190V189H74ZM85 190V189H84ZM86 190H88V189H86ZM94 190V189H93ZM92 190V191H93ZM130 190H132V189H130ZM138 190V189H137ZM157 190V191H158ZM188 190V189H187ZM36 191V190H35ZM76 191V190H75ZM100 191V190H99ZM104 191V190H103ZM107 191H109L108 189H107ZM133 191V190H132ZM141 191V190H140ZM156 191V192H157ZM230 191H231V193H230ZM34 192V191H33ZM82 192V191H81ZM80 192V193H81ZM84 192V191H83ZM89 192V191H88ZM93 192H96V191H93ZM102 192V191H101ZM109 192H111V191H109ZM120 192H122V190L120 191ZM125 192V191H124ZM124 192H122V193H124ZM137 192V191H136ZM136 192H135V195H136ZM144 192V191H143ZM147 192H148V190H147ZM20 193V192H19ZM36 193H38L37 191H36ZM49 193V192H48ZM52 193H53V191H52ZM75 193V192H74ZM90 193V192H89ZM132 193V192H131ZM149 193V192H148ZM153 194L155 193V192H152ZM158 193V192H157ZM21 194V193H20ZM23 194V195H24ZM34 194V193H33ZM39 194V193H38ZM77 194H79V193H77ZM84 194V193H83ZM107 194V193H106ZM109 194H111V193H109ZM108 194V196L110 197V196H112V195H109ZM112 194H113V192H112ZM133 194V193H132ZM187 194V193H186ZM186 194H184L185 196H186ZM36 195V194H35ZM49 195V194H48ZM56 195V194H55ZM58 195V194H57ZM67 195V194H66ZM81 195V194H80ZM85 195H87V193L85 194ZM84 195V196H85ZM98 195V194H97ZM102 195H105V194H103L102 193ZM131 195V194H130ZM137 195H139L138 193H137ZM136 195V196H137ZM142 195V194H141ZM143 195H144V193H143ZM145 195H147V194H145ZM158 195V194H157ZM180 196H181V194H179ZM188 195V194H187ZM21 196V195H20ZM25 196V195H24ZM39 196H41V195H39ZM50 196H51V193H50ZM88 196V195H87ZM101 196V195H100ZM113 196H115V195H113ZM117 196H118V193H117ZM129 196V195H128ZM133 196H134V194H133ZM136 196H134V197H136ZM148 196V195H147ZM152 196H154V195H152ZM190 196V195H189ZM28 197V196H27ZM35 197V196H34ZM45 197V196H44ZM49 197V196H48ZM52 197V196H51ZM53 197H55V196H53ZM58 197V196H57ZM62 197V196H61ZM69 197H72V196H69ZM79 197V196H78ZM77 197V198H78ZM104 197V196H103ZM121 197H123V196H121ZM138 197V196H137ZM144 197V196H143ZM142 197V198H143ZM157 197H159V196H157ZM23 198V197H22ZM33 198V197H32ZM46 198H47V196H46ZM73 198H75V197H73ZM82 198V197H81ZM83 198H85V197H83ZM97 199L99 198V197H96ZM106 198H107V196H106ZM106 198L105 199H103V198H101V199H103V201L104 200H106ZM111 198V197H110ZM125 198V197H124ZM145 198V197H144ZM189 198V197H188ZM187 198V199H188ZM33 199H35V198H33ZM88 198H86L85 200H87ZM92 199V198H91ZM90 199V200H91ZM95 199V198H94ZM93 199V200H94ZM100 199V198H99ZM108 199V198H107ZM121 199V198H120ZM120 199H118L119 201H120ZM126 199V198H125ZM131 199H132V197H131ZM131 199H129L130 201H131ZM135 199H137V198H135ZM140 199V198H139ZM152 199V198H151ZM178 199V200H177ZM21 200V199H20ZM25 200V199H24ZM43 200V199H42ZM70 200V199H69ZM75 200V199H74ZM80 200V199H79ZM82 200V199H81ZM122 200V202L124 203V201H123V199H121ZM141 200V199H140ZM149 200V199H148ZM194 200V199H193ZM45 201L46 200H43V202L45 203ZM88 201H89V199H88ZM114 201V200H113ZM133 201V200H132ZM150 201V200H149ZM154 201V200H153ZM157 201V200H156ZM181 201V200H180ZM71 202V201H70ZM85 202H87V201H85ZM100 202V201H99ZM98 202V200H97V203H99ZM116 202V201H115ZM133 202H135V201H133ZM148 202V201H147ZM160 202V201H159ZM186 202V201H185ZM191 202V201H190ZM189 202V203H190ZM194 202V201H193ZM193 202H192V204H193ZM55 203H56V201H55ZM62 203V202H61ZM60 203V204H61ZM72 203V202H71ZM75 203V202H74ZM83 203H84V200H83ZM83 203H82V205H83ZM90 203H91V201H90ZM97 203H96V205H97ZM107 203V202H106ZM118 203V202H117ZM128 203V201L126 200V203H125V205ZM131 203V202H130ZM157 203V202H156ZM102 204V203H101ZM101 204H99V205H101ZM104 204H105V202H104ZM103 204V205H104ZM110 204V203H109ZM112 204H114V203H112ZM116 204V203H115ZM115 204H114V206H115ZM121 204V203H120ZM133 204V203H132ZM176 204V203H175ZM182 204V203H181ZM25 205V204H24ZM51 205H52V203H51ZM57 205V204H56ZM65 205V204H64ZM67 205V204H66ZM92 205V204H91ZM153 205V204H152ZM69 206H70V204H69ZM72 206V205H71ZM73 206H74V204H73ZM93 206H95V205H93ZM106 206H108V205H106ZM112 206V205H111ZM113 206V207H114ZM117 206V205H116ZM123 206V205H122ZM127 206V205H126ZM130 206H131V204H130ZM155 206V205H154ZM153 206V207H154ZM175 206V205H174ZM191 206V205H190ZM22 207V206H21ZM24 207V206H23ZM28 207V206H27ZM50 207V206H49ZM80 207H82L81 205H80ZM84 207V206H83ZM105 207V206H104ZM128 207V206H127ZM132 207V206H131ZM173 206H171V208H172ZM178 207H179V205H178ZM182 207V206H181ZM53 208V207H52ZM95 208H97L98 209V207H95ZM106 208V207H105ZM118 208V207H117ZM116 208V209H117ZM149 208V207H148ZM161 208V209H162ZM175 208H177L176 206H175ZM183 208H185V207H183ZM33 209V208H32ZM44 209V208H43ZM76 209V208H75ZM85 209V208H84ZM90 209V208H89ZM99 209H100V206H99ZM112 210H113V208H111ZM123 209V208H122ZM129 209V208H128ZM132 208H130L129 210H131ZM134 209V208H133ZM140 209V208H139ZM147 209V208H146ZM157 209V208H156ZM191 209V208H190ZM47 210V209H46ZM46 210H43V211H45L46 212ZM51 210V209H50ZM49 210V211H50ZM57 210V209H56ZM72 210V209H71ZM80 210H81V208H80ZM79 210V208H78V210L77 211H80ZM92 210V209H91ZM102 210H104V209H102ZM102 210H100L99 212H101ZM125 210V209H124ZM142 210V209H141ZM149 210L151 211V209L149 208ZM172 210V209H171ZM179 210V209H178ZM183 210V209H182ZM23 211V210H22ZM26 211V210H25ZM29 211H31V210H29ZM34 211V210H33ZM61 211V210H60ZM82 211H84V210H82ZM87 211V210H86ZM107 211V210H106ZM109 211H111V210H109ZM116 211H118V210H116ZM126 211V210H125ZM134 211H136V210H134ZM133 211V212H134ZM159 211H161V210H159ZM39 212H41L42 213V211H39ZM63 213L62 214H64V211H62ZM70 212V211H69ZM92 213H93V211H91ZM103 212V211H102ZM123 212V211H122ZM140 212V211H139ZM152 212V211H151ZM158 212V211H157ZM169 212H171V211H169ZM168 212V213H169ZM23 213V212H22ZM27 213V212H26ZM32 213V212H31ZM48 213V212H47ZM57 213V212H56ZM71 213V212H70ZM69 213V214H70ZM76 213H80V212H75L74 214H76ZM82 213V212H81ZM97 213V212H96ZM96 213H94V215L96 214ZM108 212H106V214H107ZM112 213V212H111ZM120 213V212H119ZM118 213V214H119ZM144 213H145V211H144ZM153 213H155V215H156V212H153ZM152 213V214H153ZM177 213V214H178ZM43 214V213H42ZM49 214V213H48ZM60 214V213H59ZM66 214V213H65ZM72 214V213H71ZM70 214V215H71ZM73 214V215H74ZM85 214V213H84ZM83 214V215H84ZM98 214V213H97ZM100 214V213H99ZM110 214V213H109ZM117 214V213H116ZM115 214V215H116ZM124 214V213H123ZM130 214V213H129ZM135 214V213H134ZM138 214V213H137ZM143 214V213H142ZM38 215V214H37ZM51 215V214H50ZM69 215V216H70ZM82 215V214H81ZM114 215V216H115ZM127 215V214H126ZM132 215V214H131ZM136 215V214H135ZM33 216V215H32ZM47 216V215H46ZM85 216V215H84ZM108 216V215H107ZM110 216V215H109ZM112 216H113V214H112ZM111 216V217H112ZM128 216V215H127ZM151 216V215H150ZM154 216V215H153ZM61 217V216H60ZM63 217H65V216H63ZM86 217V216H85ZM93 217H95V216H93ZM102 217H104V216H102ZM116 217H118V215L116 216ZM141 217V216H140ZM139 217V218H140ZM144 217V216H143ZM49 218V217H48ZM73 217L71 216V220H74V219H72ZM100 218H101V216H100ZM131 218V217H130ZM137 218H138V216H137ZM152 218V217H151ZM36 219V218H35ZM83 219V218H82ZM81 219V220H82ZM96 219V218H95ZM102 219V218H101ZM106 219V218H105ZM124 219V218H123ZM129 219V218H128ZM128 219H126V220H128ZM144 219V218H143ZM154 219V218H153ZM48 220V219H47ZM50 220H51V218H50ZM53 220H55V219H53ZM66 220H67V218H66ZM77 220V219H76ZM91 220V219H90ZM94 220V219H93ZM98 220V219H97ZM96 220V221H97ZM150 220V219H149ZM44 221V220H43ZM49 221V220H48ZM68 221H69V219H68ZM78 221H80V220H78ZM85 221H87V220H85ZM92 221V220H91ZM124 221V220H123ZM139 221V220H138ZM163 221V220H162ZM161 221V222H162ZM47 222V221H46ZM54 222H56V221H54ZM74 222V221H73ZM82 222H84V221H82ZM82 222H80L81 224H82ZM89 222V221H88ZM117 222V221H116ZM118 222H119V220H118ZM117 222V223H118ZM130 222V221H129ZM150 222V221H149ZM155 222V221H154ZM164 222H165V220H164ZM163 222V223H164ZM44 223H45V221H44ZM62 223H64V221H62ZM66 223H67V221H66ZM72 223V222H71ZM70 223V224H71ZM131 223V222H130ZM138 223V222H137ZM141 223V222H140ZM160 223V222H159ZM163 223H161L160 225H162ZM167 223V222H166ZM52 224V223H51ZM65 224V223H64ZM84 224V223H83ZM87 224V223H86ZM127 224V223H126ZM144 224H146V223H143V225ZM38 225V224H37ZM67 225V224H66ZM75 225H76V223H75ZM88 225V224H87ZM103 225V224H102ZM116 225H118V224H116ZM119 225H121V224H119ZM131 225V224H130ZM129 225V226H130ZM147 225V224H146ZM145 225V226H146ZM156 225V224H155ZM167 225V224H166ZM165 225V226H166ZM47 226V225H46ZM49 226V225H48ZM61 226V225H60ZM65 226V225H64ZM70 226V225H69ZM74 226V225H73ZM78 226H79V223H78ZM89 226V225H88ZM113 226V225H112ZM122 226H123V224H122ZM144 226V227H145ZM53 227V226H52ZM75 227V226H74ZM77 227V226H76ZM91 227V226H90ZM97 227V226H96ZM104 227V226H103ZM126 227V226H125ZM135 228H136V226H134ZM140 227H141V225H140ZM143 227V226H142ZM37 228V227H36ZM49 228V227H48ZM56 227H54V229H55ZM62 228V227H61ZM60 228V229H61ZM81 228V227H80ZM100 228V227H99ZM109 228H110V226H109ZM113 227H111L110 229H112ZM122 228V227H121ZM124 228V227H123ZM132 228V227H131ZM146 228V227H145ZM159 228V227H158ZM162 228V227H161ZM160 228V229H161ZM41 229V228H40ZM51 229V228H50ZM67 229V228H66ZM70 229V228H69ZM75 229V228H74ZM114 229H116V228H114ZM138 229V228H137ZM149 229V228H148ZM147 228H146V230H148ZM154 229H157V228H154ZM68 230V229H67ZM71 230V229H70ZM77 230H78V228H77ZM133 230V229H132ZM146 230H145V232H146ZM153 230V229H152ZM151 230V231H152ZM165 230V229H164ZM46 231V230H45ZM45 231H44V234H45ZM53 231V230H52ZM59 231V230H58ZM69 231V230H68ZM75 231V230H74ZM80 231V230H79ZM108 231V230H107ZM118 231V230H117ZM124 231V230H123ZM139 231H140V229H139ZM150 231V230H149ZM157 231H159L158 229H157ZM43 232V231H42ZM50 232V231H49ZM61 232V231H60ZM120 232V231H119ZM126 232H127V230H126ZM133 232H135V231H133ZM165 232H167V231H165ZM56 233V232H55ZM69 233H71L72 234V232L70 231ZM103 233V232H102ZM102 233H101V235H102ZM121 233V232H120ZM136 233V232H135ZM150 233V232H149ZM148 233V234H149ZM152 233V232H151ZM155 233V232H154ZM159 233V232H158ZM51 234V233H50ZM54 234V233H53ZM64 234V233H63ZM98 234V233H97ZM97 234L96 233H94L89 227H87V226H85L84 225V227L82 228V231L80 232V233H76V234H74V235H72L71 237H70V240H73V238H77L79 241L81 240L82 241V243L84 242V244H86V247L88 246V248L86 249V251L84 252L85 254H86V256H87V259H86V261H81V260H78L77 258H75L74 257V252H76L74 249L75 248H73V244L72 245H68L67 244V240L66 241H64L62 238H60V248H57V249H61V251L58 253V254H56V255H54L53 253V255H54V259H53V263L54 264H139V263H136V262H134V261H131V259H132V257L130 258V257H128V255H129V252H127L125 249H124V247H122V248H120V247H118L117 249L115 248H112V250L111 251H108V253L107 254H104L105 253V251L106 250H108V247H110V246H114L115 245V243H116V240H115V238L116 237H114L115 235L112 233V232H110V230L106 233V235L109 237V240H110V243L109 244H107L106 242V240L104 239V241L103 240H101L98 236H97ZM123 234H125L124 232H123ZM127 234V233H126ZM130 234V233H129ZM129 234H127V235H129ZM141 234V233H140ZM49 235V234H48ZM62 235V234H61ZM66 235V234H65ZM105 235V236H106ZM114 235V236H113ZM120 235V234H119ZM132 235V234H131ZM131 235H129V236H131ZM152 235V234H151ZM150 235V236H151ZM158 235V234H157ZM51 236V235H50ZM123 236V235H122ZM140 236H142V235H140ZM146 236V235H145ZM156 236V235H155ZM159 236V235H158ZM162 236V235H161ZM49 237V236H48ZM48 237H46V238H48ZM68 237V236H67ZM121 237V236H120ZM134 237V236H133ZM152 237V236H151ZM157 237V236H156ZM156 237H154V238H156ZM164 237V236H163ZM172 237V236H171ZM45 238V237H44ZM54 238V237H53ZM65 238V237H64ZM106 238V237H105ZM141 238V237H140ZM153 238V239H154ZM50 239H51V237H50ZM59 239V238H58ZM103 239V238H102ZM137 239H139V238H137ZM144 239H145V237H144ZM149 239V238H148ZM151 239V238H150ZM157 239H159V237L157 238ZM168 239V238H167ZM63 240V241H62ZM70 240H68V241H70ZM76 240V239H75ZM124 240V239H123ZM132 240H134L133 238H132ZM163 240V239H162ZM164 240H166V239H164ZM52 241V240H51ZM80 241V242H81ZM137 241V240H136ZM140 241V240H139ZM148 241V240H147ZM167 241V240H166ZM169 241V240H168ZM171 241H172V239H171ZM47 241H45V243H46ZM56 242V241H55ZM124 242V241H123ZM155 242V241H154ZM160 242V241H159ZM2 243V242H1ZM44 243V244H45ZM70 243H71V241H70ZM118 243H120L119 241H118ZM122 243V242H121ZM140 243V242H139ZM142 243V242H141ZM140 243V244H141ZM152 243V242H151ZM166 243V242H165ZM168 243V242H167ZM171 243V242H170ZM170 243H168V244H170ZM10 244V243H9ZM48 244V243H47ZM53 244V246L55 245L54 243H52ZM51 244V245H52ZM126 244V243H125ZM134 244V243H133ZM139 244V245H140ZM174 244V245H175ZM3 245V244H2ZM4 245H5V243H4ZM8 245V244H7ZM58 245V244H57ZM121 245H123V244H121ZM120 245V246H121ZM130 245V244H129ZM132 245V244H131ZM139 245L138 244H135V246L137 247L136 248V250L137 249H139L136 253L134 252V250H133V252L135 253L134 255H132V256H134L133 258H137V259H140L142 262H144V261H150L152 258H150L151 256H150V251H151V249L150 250H147L146 248H142V246L141 247H139ZM145 245V244H144ZM155 245V244H154ZM161 245V244H160ZM163 245H164V243H163ZM11 246V245H10ZM9 246V247H10ZM46 246V245H45ZM76 246H77V243H76ZM75 246V247H76ZM85 246V245H84ZM83 246V247H84ZM168 246V245H167ZM170 246H171V244H170ZM49 247V246H48ZM115 247V246H114ZM117 247V246H116ZM147 247V246H146ZM150 247V246H149ZM153 247V246H152ZM155 247V246H154ZM157 247H159V246H157ZM156 247V248H157ZM173 247V246H172ZM11 248V247H10ZM43 248H46V247H43ZM55 248V247H54ZM82 248V247H81ZM132 248V247H131ZM148 248V247H147ZM168 248V247H167ZM34 249H35V247H34ZM56 249V250H57ZM161 248H159V250H160ZM166 249V248H165ZM169 249H170V247H169ZM172 249V248H171ZM6 250V249H5ZM44 250V249H43ZM46 250V249H45ZM48 250V249H47ZM50 250H51V248H50ZM56 250L54 249L53 250V252L55 251L56 252ZM128 250V249H127ZM131 250V249H130ZM155 250V249H154ZM159 250H158V252H159ZM163 250V249H162ZM38 251V250H37ZM58 251V250H57ZM79 251V250H78ZM103 251H104V253H103ZM170 251V250H169ZM6 252V251H5ZM152 252V251H151ZM154 252V251H153ZM165 252V251H164ZM167 252V251H166ZM174 252V251H173ZM79 253V252H78ZM156 253V252H155ZM160 253V252H159ZM162 253V252H161ZM168 253V252H167ZM177 253V252H176ZM176 253H174V254H176ZM33 254H36V253H33ZM38 254V253H37ZM46 254V253H45ZM131 254V253H130ZM133 254V253H132ZM154 253H152V255H153ZM170 254V253H169ZM39 255V254H38ZM43 255V254H42ZM48 255L49 254H47V257H48ZM51 255V254H50ZM78 255V254H77ZM83 255V254H82ZM173 255V254H172ZM177 255V254H176ZM46 256V255H45ZM80 256H81V254H80ZM131 256V255H130ZM160 256V255H159ZM170 256V255H169ZM6 257V258H5ZM41 257V256H40ZM42 257H44V256H42ZM157 257V256H156ZM171 257V256H170ZM179 257V256H178ZM50 258V257H49ZM86 258V257H85ZM155 258V257H154ZM153 258V259H154ZM166 258V257H165ZM167 258H168V256H167ZM172 258V257H171ZM174 258V257H173ZM32 259V258H31ZM34 259V258H33ZM38 259V258H37ZM41 259V258H40ZM158 259V258H157ZM175 259V258H174ZM180 259H182V258H180ZM45 260V259H44ZM49 260H52V259H49ZM133 260V259H132ZM156 260V259H155ZM162 260V259H161ZM176 260V259H175ZM175 260H174V263H175ZM5 263H4V262ZM159 261V260H158ZM37 262V261H36ZM155 262V261H154ZM168 262V261H167ZM171 262V261H170ZM48 263V262H47ZM145 263V262H144ZM148 263V262H147ZM149 263H151V262H149ZM164 263V262H163ZM176 263H177V261H176ZM201 263L203 264L204 262H202L201 261ZM206 263V262H205ZM10 264H11V262H10ZM43 264V263H42ZM51 264V263H50ZM154 264V263H153ZM187 264H190V263H187Z\"/></svg>",
	"mask_w": 264,
	"mask_h": 264
}]
</instances>
